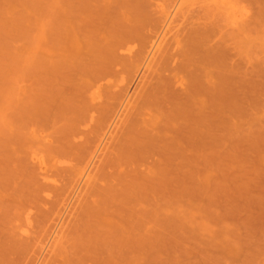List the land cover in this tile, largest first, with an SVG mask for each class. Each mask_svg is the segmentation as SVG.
I'll list each match as a JSON object with an SVG mask.
<instances>
[{
	"label": "rangeland",
	"instance_id": "1",
	"mask_svg": "<svg viewBox=\"0 0 264 264\" xmlns=\"http://www.w3.org/2000/svg\"><path fill=\"white\" fill-rule=\"evenodd\" d=\"M51 1H52V3H51ZM58 1L60 4L58 3ZM58 1L57 0H0V165H1L0 166V184H2V185H0V198H1L0 201L3 199V201H1L2 203L0 202V250L3 249L4 251L7 252V253L3 252V250L1 251L0 262H2V261L4 262V260H5L6 263L8 261V264H9V261H10V264L11 263L12 264H62V263L68 264V261H66V258H67V260L71 261L73 256L76 255V259L74 256V260H73V263H74L78 260V257L82 253L84 257H82V255H81V257H79L80 264H95V263L103 264V261H104V264H106L108 262H109V264H111V263L112 264H264V0H198V1L197 0H186V1L185 0H176V1L175 0H150V1L149 0H147V1H145V0H138V1L137 0H128L127 2H126V0H121L122 1V2L120 1L121 3L119 2V0H113V3H112V0H108V2L102 1V0L101 1L99 0V2H96V0L95 1L93 0V2L95 4L98 5L100 3L99 5L105 9V11H102V9L100 8V10H101V12H100V10L97 8L94 11L97 12V10H99L97 14H99V13L101 14L103 12L102 14L103 15L106 14L107 15L106 17H108V18L111 16L110 14H112V16H113L114 14H116V12L114 13V11H116L118 9L120 10V8L122 7L123 9L118 11L121 14L120 18H118L119 13H117L118 17L116 18V17H114L115 16L114 15L113 19H115V18L119 19V21L117 20L118 22L115 21L116 26L117 27H119L118 25L125 26L124 27L125 29L121 26L124 29V31L127 30L128 27H131V28L133 27L132 24L134 22H133V20L131 21V17L129 18L128 16H129V13L131 14L133 11L135 12V14H137L138 10H136V7H135V10L134 9L132 10V12L130 10V9L134 8V5H136V6L140 5L137 2H139V3L143 2L142 4L148 5V6L147 5L142 6V7H145V8H142L143 10L140 9L143 12L142 11H141V13L138 12L139 17L141 16L140 17L141 19L139 17H136L141 22H139L137 20L136 24H135V26H136L137 23L139 22V24H138L139 26H140V23L143 25L144 23L142 22V19L144 22L148 21V22H146L147 24H145V26L148 25L149 27L143 26V27H145V31H144L145 33L148 32V34H150L151 31L155 32V28L157 26H159V28L161 29V28L165 27V25L167 26V23L169 22L170 19L173 22L176 19L175 21L178 23V25L173 24V22H172L173 25L171 23H169V26H167V27H169V30H170V24H171V28L175 25V27L172 28L173 31L170 30L171 31L170 33H172V32L175 33L176 31H178L180 29L177 26L180 27V24L182 25L185 22L183 24V27L187 26L188 29L192 28L190 37L193 35H194V37H196V36L198 37V38L197 37L194 38V39H197V41H198V42H196V40H195L196 44H194L195 42H194V39L192 38V41L194 42L193 44L194 45H197V44L201 45L202 44L204 46L203 47L201 45V48L202 47L204 48V50H203V48L201 49L203 51L202 54L200 52L201 50L200 51L198 50V48H199L198 46H195L198 48L193 47L199 51L197 53L198 55L196 57L197 62H200L199 59L201 61L203 60V58H204L203 54L206 53L204 51H207L206 56L209 55L208 53H210V54L213 53L210 55V57L217 53V55H219V56L216 58L221 59L219 62L225 63L224 65H220L221 63L218 62L219 63L218 66L220 65V67L216 66L217 65L216 64L214 67L211 68L209 66L210 68H208V66L206 64H207V62H209V60H211V58L209 57L210 59L209 58H207L209 60L205 59L206 64L203 65V66H207V68H205V67H203V68L210 69L209 70L210 72H211V70L215 71V72L212 71L211 73H213V75L215 74L214 76L217 77L218 81L221 80V78H222L221 81L216 82V79H215L216 77L214 78L213 75L209 72L210 73L208 75V76H210L209 78L211 79V75L213 77L211 80V83L214 84V82H212L213 80L216 82V84L213 86V87H215L214 90H217L218 88H220L221 93L220 92L219 93L223 97L222 98L223 101L220 100L221 98L218 99V101L219 102L221 101L222 103L224 102L223 106H221L222 105L221 104V105H219L220 107L218 108V109H220V111H218V112H222V113H220V116H219L221 121L220 122L218 121V123L220 125H217V126H219V128L217 127L218 129L214 130V132L216 134H217L216 131L219 130L218 131L219 135L217 134L218 137H216L218 139V141H216L217 148L215 150H217V151L220 150V151L219 152L215 151L218 153L217 157H215V158H217L216 161L214 162L215 159L213 160L214 156H216V154H213L214 149L213 150L209 149L212 147V145H211V147H209L207 145L209 148H206L207 146L206 147L204 146L203 149H202L203 146L201 145L202 147L200 146L201 150H199V151H197L198 150L197 145H196L197 149L195 148V146H193L194 148H192V145L197 144L196 142H198V140H203V142H205L206 144H209V145L213 144L215 141V140L212 141V139L215 136L213 138L209 137L212 133V132L209 133L210 132L209 130H211L210 129L211 128L210 123L212 121H210V119H208V118L205 119L204 116H206V115H204L203 119H202V117L199 118V119L203 120V121H201L202 125L201 124H199V126L196 125L200 121L195 119L197 121V122L195 121L196 124H193V125L191 124V126H193V127L198 126L199 128H202L201 130L199 129L200 130L199 131L195 127V129H197L195 131L198 134H200V132L203 131L202 133L204 134V136L202 134V137H206V136H208V137L205 138V140H204V139L200 138L201 136L198 137V135H197V137L199 139L196 141L195 136H194V139L196 141L195 144H190V141H193V140L192 139L189 140V144H190V147L192 149L191 148L189 149V146L188 147L183 146V144L181 142H184V141L180 142L177 140L179 138H176L175 144L179 142L183 147L187 148V149H185V151H183V154H181L182 152L180 153V150L183 147H181V146L178 147L179 145L176 144V147H174V148L178 147L179 154H181V156L179 155L180 157L177 155L178 151L175 153H174V151L169 152L170 149L168 150V148L171 147L170 145L172 143L169 144L171 142L169 140L170 142L168 143L169 144L168 145L167 139H166L167 142L165 141L166 143H164L165 139L163 140V137L165 135L162 137V139H161V137L158 136L159 141L163 140L162 143L166 144V147L168 145V148H166V149L168 150V152L170 154L173 153V156L175 159L172 160L173 157H171V162L173 161L172 162L173 164L171 162L166 163L169 159V156H172V155H169V156L166 155V157L168 156L166 162H164L165 160L162 161L158 157L163 164L159 160L156 161V158L154 157L155 161L157 163L159 161L160 163H158V165L159 164L164 165V167L166 164H167L166 167L170 164L171 166H169V167H171L172 170H171V168L168 167L166 169L164 168V170L162 171L159 168V167H161L159 165L158 168H156V169H160V170L157 171V170H155V167H154L155 165L153 166V164H155V163H153L152 164V168L154 167L153 171L149 170L150 173L148 171L145 172V170H143V169H145L146 167H149L148 169H152L149 165L146 166V164H148L150 161H154V158L152 157V155H151V157L153 158V160L150 157V152H148V156H147L150 158H148V160H146V161L144 160L145 162L149 161L148 163H144V165L146 167L142 166L143 163H142V165L140 164L144 168H141L140 169L141 171L140 170L139 171L141 173L144 171V173H142V174L140 173L138 175V173L135 172V170H137L136 169L137 167L134 164V163H136L135 160L134 161L132 160L134 162V163L132 162V164H134L135 166L130 165V166H127L128 168L125 169V171H127V169H129V167H131V166L136 167V168H133L135 170H133L131 168L132 169L131 172L127 171L128 174H131V178L137 173L136 174L137 176L135 175V178L137 177V179H136L137 181L135 180L136 181L135 183L134 182L129 183L126 179L129 176L125 177L126 174H125L124 170L121 169V167L120 168L118 167V165L120 166V163L123 161V160L121 161V159H120V162H118L119 160H117V162L115 161L113 163H110V165L107 167L105 166V168H102L101 165H98V167H101V168H99L100 170L96 169L99 172H98V174H95V173H97V171H95V173H93L95 175H92V177H93V179L95 177V180H96V176H98V178H101L103 180L102 181L100 179L101 182L97 181L98 186L103 190H97L95 188H93L94 190L90 189L92 187L90 186L89 181L92 182V177L88 181L89 184H87V183L84 184L88 180L86 178V175H85V180L86 179L87 180L85 182L82 181V180H84V176H82V178H83L82 180L79 179L81 177V174H84V173H82L84 171V170L82 171V169H83L82 167H84L83 160H82L83 163H81L80 159H79L80 160L79 161V160H76L74 157L73 158L74 160L72 161L70 154H72L73 151L70 153L66 152V154L70 155L69 156L70 159L66 158V156L64 157V155H66V154H65V151L63 150V147H62V150L64 151V153H62V154H64V155L60 156L61 153L59 155L57 154L58 150H60V149H57V147L59 145V141L62 140L61 137H64L63 134L66 132V130H67V132L70 131L67 128L69 126L70 127L72 126V125H70L73 123L72 121L75 118H77L79 115H81L84 107L87 106V108H88V105L90 104V100L92 98L91 93L93 94L95 92L94 90H96V89H90L89 88L90 86L88 87V82H90V80L88 81V75H90L91 73L88 74L87 71H90V69H92V67H93V70H95L94 64L98 63L100 61L99 58H101V55L99 53L100 51H102V53L104 54L105 50H107V51L109 50L111 45L103 47V48H105L104 50L100 49L101 45H102L101 42L103 40L105 41L106 36L109 35L108 30L113 26L114 21H113L112 16H111V18H109V19H111V23H107L106 21L108 20V18L107 19L105 18L106 20H103V21L106 22L107 24L104 23L105 24L104 25L103 23H99L100 25L96 24L97 25L96 26L95 23H93L94 18L95 19H97V18L98 19L99 18L104 19L105 16H101L102 14L100 16H98L96 14V12L94 13V11L93 12L91 11L92 9L91 10L89 9V7L92 5H93V7H91V8H95V4H93L92 0H89V2L92 3L91 5L89 3H87L88 5H86L85 1H87V0H78V1L77 0H67V1L62 0L63 2L61 0H58ZM73 1H75V3ZM80 1H81V3L83 1L84 2L82 4H79L78 2H80ZM117 1L120 3L121 6L119 5V3H117ZM123 1H125V3ZM172 1H174V2H172ZM196 1H197V3H199L198 6H196L197 5ZM53 2H55V3H53ZM103 2H105V4L107 2V4L105 5ZM109 2H111L113 6L111 5V3L109 4ZM170 2H172V3H170ZM101 3H103V4H101ZM116 3H117L119 8L117 7L118 9L116 8L114 10V5ZM179 3H182V5ZM173 5L174 6L176 5V6L174 7ZM179 5H180L181 9L178 8ZM71 6H73V8H69ZM82 6L84 7L85 10L82 9L83 8ZM106 7L108 9H106ZM111 7H113L112 10H111ZM152 7H154V8H152ZM53 8H55V9H53ZM80 8L82 9V11H81L82 14L80 13L81 15L79 14ZM109 8H110V11H108ZM176 8H178V9L176 10ZM186 8H188V9L185 11ZM106 10L110 13L109 14L110 16H108V13L106 12ZM144 11H146V12H144ZM150 11L152 13L154 12V14H152ZM177 11H178V14L180 13L181 16L177 14ZM239 11H241V12H239ZM49 12L51 13V16H49L50 15ZM90 12H91V14H90ZM70 13H72V14H70ZM88 13L92 17H93L92 13L95 16L96 15L97 16L93 17V19H92V17H90V15ZM167 13L168 14L171 13L172 15L174 13H176L175 18H173L174 20L169 16L170 18H167V21H166V17H168ZM188 13H190V15ZM191 13H193V14H191ZM53 15L55 17H57L58 21H56L57 19H55V17ZM123 15H124V17H123ZM143 15L146 19L143 17ZM155 15H157V17ZM45 16H47V17H45ZM125 16H127V17H125ZM197 16H201V17H197ZM233 16H235V17H233ZM52 17H54V18H52ZM68 17L71 19V21H69L70 19ZM74 17H75V19H74ZM155 17H156V19H155ZM163 17H164V19H163ZM202 17H203V19H201ZM230 17H231V19H230ZM159 18L163 22H161L159 20ZM198 18H199V20H198ZM205 18H207V19L205 20ZM235 18H236V21H235ZM59 19L61 21H59ZM73 19H74V21H73ZM88 19L91 22L90 24H88L89 22H85L86 20L88 21ZM132 19H133V17H132ZM180 19H183V20H180ZM50 20H52V21L55 20L56 23L52 22ZM77 20H78V22H77ZM126 20H128V21L126 22ZM129 20L132 22L131 24L130 23L127 24L129 22ZM240 20L242 21V23ZM43 21H45V22H43ZM49 21L52 25L53 24H55V25H53V26L51 25L49 27V29L52 32L48 29L49 32L47 33L45 31H47L46 29L50 25ZM99 21L103 22L101 20H99ZM109 21L110 20H108V22ZM165 21H166V23H164ZM189 21H191V22H189ZM59 22H60V24H59ZM74 22H76V23H74ZM120 22L121 23L124 22L125 25H124V23L118 24ZM156 22H158V24H156ZM176 22H174V23H176ZM207 22H209V23H207ZM115 23H114V27H116ZM186 23H188V25ZM56 24L58 27L61 26L63 30L65 28L66 29L68 28V29L67 30L65 29L64 31L61 30V27H60V29H58ZM63 24H64V26H62ZM69 24H71V25H69ZM102 24L105 27L104 31L107 29L104 32V34L102 33L103 28H104ZM110 24H112V25H110ZM126 24L129 26H126ZM192 24H194V25H192ZM204 24H209V25H206L207 26V28H206V26H204ZM232 25H233V27H232ZM108 26H110V27H108ZM87 27L89 29H87ZM95 27H96V31H93L95 29ZM101 27H102V29H101ZM121 27H119V28H121ZM152 27H154L153 30H152ZM187 27H184V29H187ZM52 28H55L57 30L56 31H55V29L52 30ZM92 28H94V29L91 30ZM97 28H99V29L97 30ZM137 28H139V27H137ZM140 28L137 29L138 32H139ZM149 28H151V29L149 30ZM176 28H177V30H175ZM100 29H101V31H100ZM135 29H136V27H135ZM160 29H158V30H160ZM167 29H165V32ZM193 29H195V31H193ZM58 30L60 33L61 32L62 33L59 34ZM76 30H77V32H76ZM158 30H157V33L160 34L162 32V29L160 32ZM187 30H186V32L189 31V30L188 31ZM53 31H55V35H54ZM65 31H67V33H64ZM90 31H91V33L88 34V32H90ZM98 31H100V32H98ZM124 31H122V32H124ZM128 31H129V29H128ZM192 31L194 33H192ZM204 31H206V32H204ZM212 31H214V32H212ZM43 32H44V35H43ZM70 32H71V34H70ZM110 32H112V30ZM119 32H121V31H119ZM141 32H143V31H141ZM196 32H199V33H197L198 35H196ZM72 33H73V35H75V37L77 39H74L75 37H73ZM92 33H97V34L99 33V35L92 34ZM115 33L113 34V36L115 35ZM157 33L155 32L156 35H157ZM170 33H168V35H170L169 37L171 39L172 38L171 36L173 35V33L172 34H170ZM176 33L182 34V31L180 32V30H179V32H176ZM189 33H190V31H189ZM204 33H206V34H204ZM49 34H52L51 37L49 36ZM58 34H59V36H58ZM91 34L94 36H91ZM101 34H103V35H101ZM119 34L123 35L124 33H119ZM139 34H141V33H139ZM146 34H145V36H146ZM177 34L175 36L176 38H177ZM215 34H217V35H215ZM60 35H62V36L60 37ZM168 35H167V39H165V40L170 41L168 38ZM185 35L186 34H184V36L179 35L181 37H184L181 39V40H183L182 41L183 43H184V39L186 38ZM188 35L189 34H187V36ZM88 36H91L92 38H90V39L92 41H94V43L90 42L91 44H89V46H91V48H93L92 50H94L92 53H91L92 50H90L91 49L90 47H87V49H86V47L84 48V46H88L86 41H90ZM95 36H97V37L95 38ZM103 36H105V37H103ZM69 37H70V39H69ZM102 37H103V39H101ZM148 37H150V36H148ZM152 37H150V38H152ZM175 37H173V39ZM215 37H218V38H216V41L214 39ZM61 38H63V39L61 40ZM67 38L69 39V42L66 41V40H68ZM71 38H73V39H71ZM94 38H95V40H94ZM99 38L102 40L101 42H100ZM118 38H120V37H118ZM87 39H89V40H87ZM107 39H108V37H107ZM114 39H115V37H114ZM175 39H174V41H175ZM74 40H76V43L78 44V46H77V44H74V42H75ZM96 40H98V41L96 42ZM141 40H139V41H141ZM143 40H145V39H143ZM172 40L170 41V43H172ZM187 40L191 41L190 38ZM187 40L185 39V41H187ZM106 41L108 42V40H106ZM106 41L104 43L107 44ZM221 41H222V43H221ZM95 42L99 43V45H97ZM175 42H173V43L176 44ZM210 42L214 43V44H211ZM68 43L69 44L71 43V44L69 45ZM54 44L56 46H54ZM72 44H73V46L71 47ZM108 44H109V42H108ZM127 44L128 43L126 42V46L129 45V44L128 45ZM134 44H136V43L134 42ZM138 44L141 46V43H138ZM168 44H169V42H168ZM187 44L189 45V41ZM187 44L185 46H183L181 44L184 48V49H182L180 47L182 52L186 51L185 47L188 46ZM209 44H211V46ZM216 44H219L221 46L216 45ZM74 45H75V47H74ZM92 45H94V47ZM131 45L133 47L132 43H131ZM181 45L178 44L177 47L181 46ZM171 46L173 48L177 49L176 51H178L179 47L176 48V46L174 47L173 44H170L168 47H171ZM213 46H214V48H213ZM97 47L99 48L98 50L94 49ZM168 47H167V49H169L168 50V53H169V51L172 50L173 48L171 47L172 48L171 49ZM188 47H186V48H188ZM210 47L213 48L214 50H216L215 54H214L213 49L211 51H209L211 49ZM55 48H57V49H55ZM64 48H66V49H64ZM73 48L76 49V51ZM134 48H136V50L139 49L136 46ZM134 48H133V51L136 54H138V52ZM190 48H192V45ZM84 49H85V51L87 50L86 52L88 54L84 51ZM206 49H208V50H206ZM70 50H71V52H69V54H68V51H70ZM128 50H129V48L126 51H128ZM141 50L144 51L143 49H141ZM141 50H140V53L138 55L144 53V52L141 53ZM187 50L189 52L186 51L182 54L184 56H186L185 53L188 52L187 55H189V57H187V60H188V58L190 60H195L197 50L196 51L192 50L195 53V56L193 55V52H191V49L189 50V48H188ZM120 51H121V53H119ZM130 51H131V47H130ZM176 51L174 52V49H173V51H170V52H174L175 54L178 55V57L182 56V58H184L183 55L181 54L180 49H179L180 53H178ZM72 52H74L75 57L77 56L76 58L73 56ZM119 52H118V54H120V55L122 54V56H125L123 54V53H125L123 48H121L119 50ZM129 52H127L128 55H129ZM89 53H91V55ZM174 53H172V54H174ZM189 53L192 54L191 57L194 56L192 59H191ZM92 54L94 55V58L92 57L93 56ZM97 54L99 55V57H97ZM144 54H143V56L145 57ZM231 54H232V56H231ZM109 56L110 55H108L107 57H109ZM141 56H137L136 58L134 57V59H136V63L139 60V59L137 60V58H140ZM168 56H169V54L166 57L168 58ZM201 56H203V57H201ZM79 57H80V59H79ZM212 57H215V56H212ZM74 58L76 61H79V60L80 61L75 62ZM102 58L104 59V57H102ZM182 58L180 57L179 59L178 58H176V59L178 61L181 59V63H182V61L187 62L190 64V67L192 66L191 64L193 63V61L190 63V60L186 61L185 58H184L185 60H183ZM216 58H214L215 61L214 60L211 61L213 63L209 62L208 65H210V63L212 65L215 64L214 62H217ZM106 59H108V58H106ZM142 59H141V62H143ZM176 59H174V60H176ZM129 60L132 62L131 59H129ZM129 60H128V62L125 61L127 63L126 65L124 64L126 67L122 66L123 67L122 70L119 68V65H118L119 69L115 67L117 70H120V71H119V75H117V76L115 75L116 77H114V79L112 78V80H114L113 82H112V80H110V76L107 79L111 82H108V80L105 78L106 82H103V83H106V84L103 86H106L107 83H109L111 86H114V87L109 86V88L111 87L110 88L111 90L109 92L107 90L108 93L105 92L104 95L107 94L106 96L101 95V93H99V92H98L99 94L97 95L96 94L97 90H96L95 94L97 96L95 99L98 98V100H99V98H100V99H102V101H100V100L99 101L98 100L93 101V99H92V102H93L92 107L95 108V106H96V108H97V109H95V112L100 111V110H98V106L101 107L103 105V100L105 101L106 104H105V106L103 105L102 107H105L106 109L109 110L111 106L112 107L116 106V107H118L117 110H119V108H121V107L119 106L120 103L117 99H121L120 101L122 102V99L126 95L125 91H129L128 92L129 93L128 99H127L129 101H127L124 98L123 102L120 104L122 107L125 105L127 106V104H128V103H125L124 101L129 102V103H131V101L134 102L140 94H142V93L145 94L144 93L145 91L147 94V91H149L148 90L149 84L151 85V82L149 80L152 81V79H149L151 74L148 77L149 80H147V78L144 77L146 79V81H149L147 83L145 82L146 84H148V86H147L148 89H147V87L143 88L141 86L142 89H144V90L147 89V90L143 91V90H141V88L138 87L139 90L136 89V91L139 92L141 90L143 92H140V93L137 92L138 95L137 94L135 95V93H134L135 96H133V99L131 98V93H132L131 91H133L134 84L136 86L137 83H135V82L138 79V78H135V75L138 77L139 74H137V73L139 72V70L136 68L137 64L135 63L136 65L135 64L132 65L131 62H129ZM217 60H219V59H217ZM48 61H50V62H48ZM62 61H63L64 65L61 64ZM112 61L114 63L113 59H112ZM205 62L203 61V63L201 62V63H197V64H198V66H200V65L204 64ZM81 63L84 66V68L82 67V69H80L82 66ZM100 63H101V61H100ZM108 63H110L109 64V66H110L111 62L109 61ZM108 63L104 64V66L108 65ZM167 63L170 64V59H169V61L167 60ZM174 63L177 64L178 62L174 61ZM174 63L172 62V64H171L172 66H169V64H167V66L173 68ZM187 63H186V65H187ZM196 63H193L192 68L198 67V66H196L197 65ZM65 64H68V66ZM130 64L132 66H136L134 68L137 69L136 70L137 73L134 71L136 73V74L134 73V77L132 76L133 74L131 73L133 69L131 71L128 70V69H131V67H132V66H130ZM179 64L180 63H178V66L181 67L182 71L180 72L181 69H178V71L180 73L183 72V74H181V75H185V77H187L188 74L186 75V72L188 70L186 71V69H187L186 67L189 66V64L185 68L182 65L183 63L180 65ZM90 65H92V66L90 67ZM95 65H96V67H98L99 63L95 64ZM141 65H140V67H141ZM227 65H228V69H227ZM116 66H117V63H116ZM157 66H159V65H157ZM70 67H73V68H70ZM101 67H102V65L99 66V69L103 68V67L102 68ZM113 67L114 66L112 64V66L110 68L113 69ZM127 67H128V69H127ZM169 67H166V68H168L167 70H169ZM180 67H178V68H180ZM217 67H218V69H217ZM115 68L113 69L114 71H115ZM138 68H139V65H138ZM203 68H201V66L198 67L197 68L199 70L198 72H196L197 69L196 70L192 69L193 71L191 70V72L188 71L187 73H192V74H190L191 76L188 75L189 78L190 77L192 78L194 71H195V74L201 73L203 70L201 71L200 69H203ZM154 69H158V67L154 68ZM96 70H98V69H96ZM117 70H116V72H117ZM148 70H150V69H148ZM151 70L147 71L148 73L147 72L146 73L149 74V72H151L153 74L152 75V77H153L155 74L154 73L155 70H152L153 72ZM229 70H233L234 74H231L230 72H232V71H229ZM170 71L171 70H169L168 73ZM227 71H229V72H227ZM159 72H157V73H159ZM161 72L167 73L165 69L161 70ZM160 73H159V76H160ZM207 73L208 72L206 70V74ZM219 73H221V74H219ZM167 74H165V75L169 76V74L168 75ZM172 74H174V73H172ZM172 74H171V76H172ZM195 74H194L192 79L190 78V80L194 81V78L195 79L199 78L200 80L199 79L195 80V82L197 81L198 83H200V86L199 85H197V86L200 89V87L202 85V88L206 89L207 84H205V87H203L204 81H205V79L203 80V78H205V77H202L203 83L201 84L202 81H201L200 77L203 76V74L202 75L197 74L200 77H198ZM217 74L219 76L223 75V77H219ZM165 75H161V76H165ZM159 76L157 75V79H159ZM161 76H160V78H161ZM224 76H225V80H224ZM91 77H90V79H92V78L94 79V76L92 78ZM131 77L133 78L134 82L132 81ZM177 77L180 78L181 76L178 75ZM134 78L136 80H134ZM182 78H184V77H181L180 82H182V80H183ZM187 79H188V77L186 78V80L184 79L183 82L184 81L186 82ZM208 79H207V81H208ZM190 80H188V81L190 83H192ZM229 80L230 81L233 80V81H231L232 82L231 85H233V86L230 85L231 82H228L229 86H230L229 88L231 89V87H233V89L230 90V93L233 90L232 94H230L227 90L228 86L226 83ZM144 81L142 84H145ZM154 81H156V80H154ZM162 81H164V80H162ZM223 81H224V83H223ZM91 82H93V80ZM101 82L98 84L100 85ZM165 82L166 81H164V84H165ZM94 83H95V81H94ZM122 83H123V85L121 86L120 84H122ZM132 83H134V84L132 85ZM152 83H153V81H152ZM190 83H189V86H190ZM208 83H209V81H208ZM217 83L219 86L216 87ZM130 84L133 87H131ZM142 84H140V85H142ZM157 84H159V83H157ZM161 84H159V85L161 86ZM193 84H195V86H196V83H193ZM193 84H192V86H194ZM89 85H91L92 88L94 86L93 83H90ZM99 85L97 87H99ZM151 86L154 87L155 84L151 85ZM157 86L158 85H156V87ZM186 86H188V84ZM209 86H211V85H209ZM182 87H183V83H182ZM184 87L182 88V89H184L183 92H185ZM121 88H123V90H125V91L122 90V92H125V93L122 94L121 91H120L121 94L119 93L118 90H121ZM126 88H128V89L126 90ZM208 88L209 89H207V90H210L209 91L210 93H211V91H214V90H211L212 89L211 87H208ZM99 89H101V90H98V91H101L102 93L105 90V89H103V91H102V88H99ZM205 89H204V91H205ZM156 90H157V88H156ZM161 90L159 92L162 93L163 91H161ZM190 90H193V89H190ZM236 90H238V91H236ZM178 91L182 92L181 88H179ZM186 91H187V89H186ZM180 92L178 95H180ZM209 92L207 94H210ZM115 93H116V95H115ZM148 93H150V92H148ZM214 93H211V95H213L214 98L220 96L218 91H215ZM159 94L157 97L158 100H160L159 96H162ZM164 94L165 93L163 92V95ZM195 94L193 96H195V97L197 96V98H198L199 95H195ZM229 94L231 97L234 94L233 99L231 98L233 103L230 102L231 99L228 96ZM152 95L149 94V97L150 96L153 97ZM188 95L190 96L191 93ZM211 95H208L209 96V97H207L208 100H209ZM214 95H216V96H214ZM119 96H121V97H119ZM156 96H157V94H155V97ZM181 96H182V93H181ZM201 96L203 97V94ZM206 96L207 95H205V97ZM139 97H142V98H140V99L137 98V99H139V100L135 101L137 105L135 104L132 106V104H133V102H132V104H130L131 106H129V108H127L128 106L124 107L128 110V112L129 111L131 112L132 109L137 111L136 108H138L137 112H135V111H134L135 113L133 112L134 115H132V112L131 113L126 112L129 114L128 118L126 117L127 120L130 119L129 120L130 122L128 124H131V126L129 125L130 126L129 135L133 136L135 133L137 135L135 134L136 136L134 135L135 138L133 136L132 137L133 139L131 137H129L128 135L127 136L129 138L128 137L126 138V135L124 137L122 135V137H121L122 139L121 138L120 139L121 140L124 139V141H125V139H127V141H126L127 144L125 142L126 146L121 147L118 145V147L120 150L122 148H123V150H126L125 148L128 147L129 149L127 148L128 150L126 151V153L129 152L128 154H131V152H132V154H134L133 149H135V148L133 147L130 150L129 145H130V143L133 144V142L135 141L133 144V146L136 145L135 147L137 148V149H135V151L137 150L139 152V150H140V154L142 156L145 153L147 154V151H149V150L151 152L154 151L153 153H155L156 151L157 152L161 151V153L163 155V153L166 152L167 150L161 146L162 149L158 148L160 150V151H158V149L156 147H159V146H155V145H158L157 143L159 142L158 139L156 138L157 136L154 139H157L158 142L154 140L155 142H153V144H151V145H154L157 142L154 145L155 150L151 149V147H149L150 149L147 150L148 149L147 147L149 146V144H146L147 140H149L147 137L150 138V136L155 134V131H153V128L157 127V126L154 127L155 126L154 122L156 123V125L159 124L157 127V128H159L157 130L159 135H160V133H161V135H162V133L163 134L168 133V132L172 133L170 131H174V130H172L173 127H175L176 129H179V127L181 125L177 128L176 126H174V121H175V123L177 121V123L175 125H178V123H180V124H182V123H181V121H179V118H177V119L175 118L176 120L174 119L172 124H170V123L166 124L165 123L166 121L171 122L170 121L171 118L168 119V117L165 118V116H164V118L162 119L163 114L162 115L160 114V112H161L160 109H159L160 112H158L157 107L155 110V106H157V102L155 101L156 104H152V106H151V104H146L147 102L146 103L144 102L145 104L144 103L141 104L143 101L142 102H140V101L144 97H143V95H141ZM146 97L149 98L148 96H146ZM146 97L144 98V101H145ZM202 97H199L198 99H195V98L194 99L196 100L197 103L200 104V102L197 100L200 99V101H201ZM129 98H131L132 100ZM163 98H162V101L165 100V98H164V100H163ZM176 98H177V96H176ZM182 98L184 99V95L182 96ZM214 98L212 100H214ZM194 99H193V101L195 102ZM178 100H179V98H178ZM181 100L182 99L180 97V100L177 103H179ZM190 100H192V99L190 98ZM204 100L205 99L203 98V101H201V104H202V102H204ZM212 100H210L208 102L211 103ZM138 101L140 102V104ZM147 101H148V103L153 102V100L151 102H149V99ZM186 101H188V100H186ZM186 101H185L186 106L183 105V107L187 108ZM193 101H190V102H193ZM205 101H206V103H208L207 100H205ZM96 102H97V104H98V102H100V105L99 104L95 105ZM182 102L184 103V100H182L181 103ZM196 102L194 104L197 107H199L200 105L198 106V104H196ZM117 103H119V104H117ZM204 105L205 106H200L201 109L203 108L202 110H204V111L208 110L206 108L205 103H204ZM209 105L211 107V105H213V102H212V104H209ZM90 106H91V104H90ZM107 106H110V107L108 108ZM160 106L161 105H158L159 108H160ZM164 106L167 107L166 104ZM190 106H193V105L190 103ZM112 107L110 110L111 114L117 113V110L115 109V107H114V110H116V112L112 113L114 111V110L112 111V109H113ZM87 108L85 109V111L89 110V108L88 109ZM161 108H163V106H161ZM173 108H175V106L172 107V109ZM177 108H179V107H177ZM180 108H181V106H180ZM199 108H198V110H199ZM104 109L102 108V114H104L103 113ZM121 109H123V108H121ZM165 109L169 110L168 108H165ZM172 109H171V111H173ZM187 109H190V107ZM193 109L194 108L191 107V110H193ZM178 110H180V112H181L182 109H178ZM184 110L188 111L186 109H184ZM202 110H201V112H202ZM209 110H210L209 113H211L212 109H209ZM105 111H106V114L108 113V119H110V120L107 119L108 122L112 121L114 115H112L113 117L109 116L110 113L107 110H105ZM174 111L177 112V109H174ZM89 112H87V113L85 112L83 114L84 115H86V114L90 115L91 113H89ZM165 112L163 111V113H165ZM212 112H214V110ZM229 112H230V114H229ZM205 113H208V112L206 111V112H204V114ZM97 114L93 113V117L96 119V121H94V120H92V121H94L95 123L97 122L98 124H101V125H98L99 128L101 129V127L103 126L102 123H104V121L102 122L101 118L104 115L100 116L101 112L98 115ZM135 114H136V116H135ZM158 114H160V115H158ZM168 114H170V111ZM168 114H167V116H169ZM189 114L190 113H188V112H187L186 116H185V114H183L184 118L189 116L190 119H194L195 118L194 114H197V113L196 112L194 113V111H193V113L191 112V115H192L191 117H193V118H191ZM154 115H156V116H154ZM171 115H173V114H171ZM174 115L177 116L176 113ZM179 115L181 118V114H179ZM159 116L160 117L162 116L161 119L163 121L160 119ZM208 116L209 115H207L206 117H208ZM171 117H173V116H171ZM212 117L213 116H210L211 119H213ZM80 118L82 119L81 116H80ZM89 118L88 119L86 118V119L89 120ZM94 118H90V120L94 119ZM125 119H123V117H122V120H125ZM155 119L157 122L155 121ZM107 120L105 119V121H107ZM146 120L148 121V123ZM164 120H166V121L164 122ZM172 120H173V118H172ZM131 121H132V123H131ZM161 121L163 122V124ZM79 122L82 123L83 120L82 121L79 120ZM87 122H89V121H87ZM94 122H92L91 124L93 125ZM127 122L128 121H126L125 123H127ZM151 122L153 123L154 126L152 125ZM203 122L205 124H203ZM207 122L209 125H207ZM125 123L120 124V125L118 124L117 128H119L122 125L125 126ZM184 123L187 124L188 122L186 123V121H184ZM189 123H191V122H189ZM74 124H75V122H74ZM88 124H90V123H87L88 128H87V126H86V128L87 129H90V128L93 129L94 125H93V127H91L92 125H88ZM109 124H110V122L108 124H105V125L108 126ZM164 124H166V125H164ZM105 125L103 126L104 128H106ZM170 125H172V126H170ZM206 125H207V127L209 126L210 128L209 127L207 128ZM80 126L81 125H79V129L83 130L82 129V127L84 128L83 123H82L81 128H80ZM124 126H122V129H126V128H123ZM152 126H153V128H152ZM202 126L204 127V129ZM213 126H214V123H213ZM75 127L78 128V126H75ZM126 127H128V126H126ZM143 127H145V128H143ZM163 127H166L164 129H165V131H168V132H160V131H164L162 129ZM94 128L96 129V124H95ZM104 128H102V129L105 130ZM180 128H182V127H180ZM185 128H187V127H185ZM100 129H98V132L100 134L98 133L99 136L97 134V137L103 138L104 134L102 136H100V135L103 132H105L106 130L101 132L102 129L101 130ZM151 129H152L153 134L151 133ZM76 130H78V129H76ZM86 130L82 131L83 135L81 136V138H84V133H85L84 131H86ZM206 130H208V132H206ZM89 131L92 133L89 135V137L91 139H93L94 142H96L95 138H93L92 135L94 137L96 136V134L94 135L93 133H96L97 129H96V132L95 131L92 132V130H89ZM181 131L183 133V129ZM192 131H193V129H192ZM192 131L190 133H193ZM211 131H213V129ZM74 132H75V130H74ZM74 132L72 131V133H74ZM176 132L174 131V134ZM185 132L188 133V131H186V130H185ZM185 132L183 134H186ZM126 133L128 134V132H126ZM150 133L152 135H150ZM197 133H195V134H197ZM205 133H206V135H205ZM70 134L71 133H69V135ZM86 134H88L87 131H86ZM124 134H125V132H124ZM158 134H156V135H158ZM168 134H166L167 135L166 138L168 136L172 137L171 135L174 136L173 133L170 135H168ZM73 135L71 134L70 137L72 136L74 138L75 135L77 137H79L77 134H75L74 136ZM175 135L180 136L182 134L177 133ZM65 136H66V133H65ZM136 137H141V139L136 138ZM190 137H191V135H190ZM67 138H69V137H67ZM86 138L90 139V138H88V136H86ZM136 139H138L142 142L138 143L137 142L138 140H136ZM150 139L152 140V138H150ZM172 139H173V137H172ZM69 140H70V138H69ZM69 140H66V141L69 142ZM99 140H97V141H99ZM121 140H118V138H116L114 141H112V140L108 141V143L114 142L113 144L123 145L124 141L121 142ZM174 140H175V138H174ZM183 140H186V139L184 138ZM75 141L73 140V142H75ZM77 141L79 143L80 140H77ZM81 141H82V139H81ZM85 141H89V140H85ZM100 141H99V143H100ZM76 142L74 144H76ZM94 142L93 143L91 142V144L92 145L97 144ZM149 142H151V141H149ZM64 143H66V142H64ZM85 143L87 144V142H85ZM144 143H145L146 147L144 146ZM71 144H73V143H71ZM159 144H160V142H159ZM200 144H202V142ZM78 145L76 146V148L78 147ZM88 145H89V143H88ZM65 146L67 147V145H65ZM93 146L96 147V145H93ZM139 146H142V148ZM163 146H165V145H163ZM68 147L66 150H68ZM89 147H91V146H89ZM115 147L116 146L114 145L113 148H115ZM154 147L152 146V148H154ZM172 147H173V145H172ZM70 148L74 149L73 146ZM145 148H147V149L145 150ZM77 149H74V150L76 151ZM83 149L86 150L85 152H87V150H88L89 156H91L90 155V149H92V147L89 149L88 146L86 145V147H84ZM96 149H97V147H96ZM100 149L98 152L101 154ZM115 149H117V148H115ZM115 149H114V151H112L113 153L118 150L117 149L115 151ZM162 150L163 151L165 150V151L162 152ZM92 151L93 150H91V153H92ZM137 151H136V153H137ZM157 152L155 153V155L158 154ZM168 152H166V153H168ZM74 153L76 154L78 152H74ZM81 153H79V155ZM93 153H94V151H93ZM153 153H151V154H153ZM161 153H160V155H161ZM100 154L97 155V153H96L97 156H100ZM112 154L110 155L111 157H112ZM82 155H84V154H82ZM85 155H86V153H85ZM117 155L119 156V154H117ZM124 155L127 157V154H125V151H124V153H122L121 157L119 156L120 158L124 159V161L122 163L125 162ZM185 155H187V156H185ZM73 156L74 155H72V157ZM106 156L108 157L109 154L107 153ZM134 156L131 155V157L133 159L135 158ZM137 156H139V155L137 154L136 157ZM142 156L141 157L139 156V157L140 158L145 157V156H143V157ZM86 157L84 156L85 159H86ZM107 157H106V160H104L103 159L104 157H102L103 161H102V159L100 160V161H102L101 164L102 163L103 164H106V163L109 164L108 161L111 158L109 159ZM76 158L78 159L79 156ZM81 158L84 159L83 157H81ZM91 158H89V159L91 160ZM116 158H118V157L115 155V160H116ZM176 158H177V160H176ZM89 159L87 157L86 160H89ZM94 159L92 160L91 163H93ZM99 159L100 158L98 157L97 159H95V161L96 160L99 161ZM107 159H108V161H107ZM7 160H9V162H6ZM90 160L88 162H90ZM129 160H130V158H129ZM141 161H143V160H141ZM126 162H128V160ZM94 163H93L94 167L96 166L95 164H99V163H95V164ZM157 163H156V165H157ZM164 163H166V164H164ZM184 163L189 164V166L187 164L184 165ZM85 164H86V161H85ZM126 164H123V165H126ZM93 165L92 166L90 165L91 168L93 167ZM190 165H191V168H190ZM16 166H17V168H16ZM85 166H87V165H85ZM141 166H138V167H141ZM1 167H3V168H1ZM19 167L21 169H18ZM183 167H185V168H183ZM84 168L86 169V167H84ZM89 169H90V167H89ZM94 169H91V170H93V172H94ZM120 169L123 171L122 173L125 174V176H124V174H122L125 177V179H122L124 183L123 182L121 183L122 180L119 179L122 177L120 175L121 174L120 173L121 171H119ZM131 169H129V170H131ZM22 170H25V171L27 170V171L24 172V174L21 176V173H23ZM20 171H21V173H20ZM29 172H31L32 174ZM115 172L120 173V174L117 173L120 175L119 178L117 177L118 175L117 176L115 175L116 174ZM132 172L133 173L135 172V174L132 175ZM27 173L32 175L34 178H32V177L29 178L30 175ZM91 173H92V171H91ZM91 173H90V175H88V178H89V176H91ZM87 174H89V171H87ZM177 175L180 177V179ZM175 176H176V179H175ZM169 177H171L172 179ZM33 179H34V181H32ZM79 180H81V182H79ZM131 180L134 181L133 179H131ZM170 180H172V181L169 182ZM161 181L163 182V185H162ZM164 181H165V183H164ZM76 182L78 185V186L76 185L77 188L76 189L70 188V187H72L71 185L74 186ZM94 182H96V181H94ZM166 182H168L169 184ZM80 183L87 185L85 189L83 188L84 185H82L83 186L82 188L84 191L82 189H80L81 188ZM165 184H167V185H165ZM88 185L90 187H88ZM93 185L95 186V184H93ZM98 186H96V187H98ZM165 186H168L170 188L166 187L164 189L163 187H165ZM54 187H55V190L53 189ZM88 188H89V190H88ZM15 189H17V190H15ZM72 189L73 190L75 189L74 190L75 192L77 190L76 195H77V193H79V191H81L82 194L80 196H82V198L85 197L87 194L86 198L80 199V196L78 195L79 197H78V199H76L74 197L75 192L73 193ZM120 192H121V195H120ZM70 193H72V195H70ZM167 193H168V195H167ZM180 193H181V195H180ZM70 196H73V199H71L72 197L70 198ZM79 199H80V202L77 201ZM103 200H104V202H103ZM31 201H32V203H31ZM72 201L73 202L75 201V203L78 202L77 205L75 204L76 206H73L74 203ZM132 203H133V205H132ZM67 204H69V205H67ZM163 204H166V205H163ZM50 205H52V206H50ZM66 208H67V210H66ZM48 209L51 211L50 213H49ZM57 209L59 211L62 209L60 211L61 213L57 212L58 211ZM45 210L48 211V214H50V215L45 213ZM52 213H53L52 219H54L53 220L54 222L52 221V219L50 220ZM140 213H142V214H140ZM56 214H57V216H59V218L61 219V221L63 223L66 222V224L65 223L62 224L64 227L62 225H60L61 221H59V218L56 216ZM138 214H139V216H138ZM40 215H42L43 217H41ZM61 215H63L64 218L63 217L61 218L60 217ZM136 215L138 216V218H136ZM38 217L39 218L41 217V218L38 219ZM48 217H50V218L48 219ZM66 217H67V220L65 219ZM133 217L135 219H133ZM141 217H142V223H144V226L140 223ZM56 218H57L56 221H57L58 225H60V227L61 226L63 227V228L61 227L62 228L61 231L58 230V229H60L59 227H56L58 225H55V223H56L55 219ZM69 218H71V219H69ZM130 218L133 219V222L131 220V224L129 222ZM41 219H42V221H41ZM146 220H147V222H146ZM33 221H35V223ZM40 221H41V223H40ZM31 222H32V224H31ZM51 222L54 223V226L56 227V232L59 233V231H60L61 233H63L62 231L64 230V234H66V236L63 235L64 236L63 241L65 240L64 243L66 242V244H67V245L65 244L67 246V248H66L67 253L65 251V245H64V248H62L63 241L61 239V235H60L61 233L59 234V236H56V235L54 236L55 231L52 232V230L51 231L49 230V228L52 229V227H54ZM48 223H50L48 226H51L49 228H47ZM128 223L130 226H128ZM136 223H137V225H136ZM30 224H31V227L29 226ZM28 226H29V228H31L30 230H29ZM68 226H70V227L68 228ZM132 226H133V228H132ZM36 227H37V231L39 228L41 229V230H39L40 234L42 233L41 236L38 234L39 231L38 232L36 231ZM55 227H54V229H55ZM66 227L68 229H66ZM122 227H123V231L121 229ZM129 227L132 228V230L128 234V232L130 230ZM141 227H142V230H141ZM71 228H73V230ZM125 228L127 229V231H125L126 230ZM144 228H145V230H144ZM44 229L46 231L45 235L48 239H46L44 233L42 232V230L44 231ZM46 229L49 232H52L51 236L53 239L56 237L55 238L56 241H57V238L60 237L58 239V242L57 243L55 242L56 243L55 246H53L54 248L57 246V249L52 248V250H56L55 253L58 252L57 251L58 247H61L64 250V253H62L63 250L61 248H59V250H62L61 252L59 251L60 256H58L59 253H57V255H56L54 253V251H51L52 253L49 254V251H48L47 256H48V258H50V260L52 259V261H48L49 259L46 258L47 257L46 251L48 248L44 250V247H46V245L48 243L53 242V239L51 238V236L50 237H49V235L47 236V230ZM76 229H77L76 234H78L77 238L75 237L76 234L74 235V232L76 231ZM137 229L140 232L138 231V232L134 233V231H136ZM71 230L74 232H70ZM120 230H121L122 234L119 232ZM124 231H125V233L127 232V234H125ZM36 232L40 238L37 236V234L34 235ZM81 233H84V236L83 235L81 236ZM149 233H151V234H149ZM67 234H68V237H67ZM27 235H29V237ZM73 236L75 237V240H74L75 247L73 246L75 249H72V245H71V249L74 250L73 252H71V249H69L70 248L69 242H70V244L73 243V241H72L74 239ZM78 236H79V240H78ZM26 237H28L29 242H28V239ZM69 237H73V238H70V240H67ZM123 237L127 240H125ZM131 237L133 238V241H132ZM33 238L36 241L35 240L33 241ZM83 238H86V239H83ZM49 239H50V241H49ZM60 239H61V241H60ZM25 240L27 242H24ZM21 241L23 244H21ZM46 241H48V243ZM126 241L129 244H127ZM131 241H132V243H131ZM39 242L43 245L42 246L43 248L40 246ZM9 244H12V245L8 246ZM27 244H29V245L27 246ZM30 244H31V247H30ZM89 244H90V246H89ZM37 245H39V246H37ZM12 246H13V248H12ZM24 246H26L27 248L26 247L24 248ZM99 246H100V248H99ZM5 247H6V249H5ZM15 247H16V249H15ZM47 247H50V245ZM79 247H80V249H78ZM95 247H97V248L95 249ZM7 248L9 250L11 248V251L7 250ZM18 248H19V251H18ZM86 248H88V249H86ZM28 249H30V250H28ZM68 249L70 251H68ZM83 249H84V251H83ZM12 250H14L13 251L14 253L12 252ZM42 250H44V252H42ZM37 251H39L40 254ZM68 252H71V254L74 253V255L70 256V258H68V256L70 255V253H69V255L67 256ZM75 252L77 254H75ZM85 252L87 253L86 255H85ZM3 253H4V255H3ZM37 253L39 254V256ZM61 253L63 256L61 255ZM53 254H54L55 258L53 256ZM12 255H13V257H12ZM20 255H21V257L22 256L24 257V258L23 257L21 258L22 259L21 261H19ZM97 256L99 258H97ZM64 257H65V261H64ZM86 257H88V258H86ZM59 259L61 262L59 261ZM12 260H13V262H12ZM106 260H107V262H106ZM16 261H18V263ZM81 261H84V263ZM3 262L0 264H5V262L4 263ZM69 264H70V262H69ZM71 264H72V262H71ZM74 264H76V263H74ZM77 264H79V263L77 262Z\"/></svg>",
	"mask_w": 264,
	"mask_h": 264
},
{
	"label": "bare ground",
	"instance_id": "2",
	"mask_svg": "<svg viewBox=\"0 0 264 264\" xmlns=\"http://www.w3.org/2000/svg\"><path fill=\"white\" fill-rule=\"evenodd\" d=\"M57 1H58V0H57ZM61 1H62V0H61ZM66 1H67V0H66ZM77 1H78V0H77ZM94 1H95V0H94ZM100 1H101V0H100ZM102 1H107V2H108V0H102ZM120 1H121V0H119V2H120ZM127 1H128V0H126V2H127ZM137 1H138V0H137ZM145 1H147V0H145ZM149 1H150V0H149ZM175 1H176V0H175ZM185 1H186V0H185ZM197 1H198V0H197ZM197 1H196V3H197ZM62 2H63V1H62ZM64 2H65V1H64ZM69 2H70V1H69ZM73 2L75 3V1H73ZM83 2H84V1H83ZM83 2H82V3H83ZM85 2H86V5H88L87 3H89L90 5L92 4L91 2H89V0H87V1H85ZM92 2H93V0H92ZM96 2H99V0H96ZM107 2H106V4H107ZM119 2L117 1V3H119ZM121 2H122V1H121ZM121 2H120V3H121ZM123 2L125 3V1H123ZM172 2H174V1H172ZM172 2H170V3H172ZM178 2H179V1H178ZM51 3H52V1H51ZM53 3H55V2H53ZM58 3H59V1H58ZM78 3H79V4H82L81 1L78 2ZM103 3L105 4V2H103ZM103 3H101V4H103ZM110 3H111V2H109V4H110ZM112 3H113V0H112ZM112 3H111V5H112ZM117 3L114 5V10L118 7ZM120 3H119V5H120ZM128 3H129V2H128ZM131 3H132V2H131ZM137 3L140 4V5H137V6L134 5V8H132V9L129 8V9L131 10V12H132L133 9L135 10V7H136V10H138V12L141 13V11L143 10L142 8H145V7H142V6H143V5H147V4H142L143 2H142V3L137 2ZM157 3H158V2H157ZM168 3H169V2H168ZM59 4H60V3H59ZM62 4H63V3H62ZM62 4H61V5H62ZM93 4H95V3L93 2ZM99 4H100V3H99ZM99 4H98V5L95 4V8H91V7H93V5H92V6L89 7V9H90V10L92 9V10H91L92 12H93L94 10H96L97 8H98L99 10H100V8H101L102 11H105V9L102 8ZM106 4H105V5H106ZM126 4H127V3H126ZM141 4H142V5H141ZM174 4H175V3H174ZM179 4L182 5V3H179ZM184 4H185V3H184ZM64 5H65V4H64ZM105 5H104V6H105ZM116 5H117V6H116ZM124 5H125V4H124ZM124 5H123V6H124ZM154 5H155V4H154ZM166 5H167V4H166ZM170 5H171V4H170ZM170 5H169V6H170ZM198 5H199V3H197L196 6H198ZM50 6H51V5H50ZM97 6H98V7H97ZM104 6H103V7H104ZM112 6H113V5H112ZM115 6H116V7H115ZM120 6H121V5H120ZM140 6H141V7H140ZM147 6H148V5H147ZM167 6H168V5H167ZM173 6H174V5H173ZM175 6H176V5H175ZM175 6H174V7H175ZM82 7H83V6H82ZM154 7H155V6H154ZM154 7H152V8H154ZM186 7H187V6H186ZM193 7H194V6H193ZM59 8H60V7H59ZM62 8H63V7H62ZM64 8H65V7H64ZM69 8H73V6H71V7H69ZM118 8H119V7H118ZM118 8H117V9H118ZM137 8H138V9H137ZM150 8H151V7H150ZM156 8H157V7H156ZM178 8L181 9V8H180V5L178 6ZM178 8H176V10H177ZM188 8H189V7H188ZM188 8H186L185 11H186ZM194 8H195V7H194ZM199 8H200V7H199ZM202 8H203V7H202ZM202 8H201V9H202ZM46 9H47V8H46ZM53 9H55V8H53ZM82 9L85 10L84 7H83ZM82 9L80 8V12H79V14L81 13ZM106 9H108V8L106 7ZM112 9H113V7H111V10H112ZM121 9H123V8L121 7L120 10H121ZM140 9H142V10H140ZM168 9H169V8H168ZM168 9H167V10H168ZM174 9H175V8H174ZM190 9H191V8H190ZM61 10H62V9H61ZM76 10H77V9H76ZM99 10H97V12L94 11V13L96 12V14H97ZM120 10L118 9V10L114 11V13L116 12V14H114L115 16H114V15H113V16L117 18V17H118V16H117V13H119V14H118V15H119L118 18H120L121 14H120V12H118V11H120ZM53 11H54V10H53ZM69 11H70V10H69ZM108 11H110V8H109ZM108 11L106 10V12L108 13V16H110V15L112 16V14H110ZM169 11H170V10H169ZM200 11H201V10H200ZM45 12H46V11H45ZM51 12H52V11H51ZM60 12H61V11H60ZM76 12H77V11H76ZM100 12H101V10H100ZM112 12H113V11H112ZM129 12H130V11H129ZM133 12H134V11H133ZM133 12L131 13L133 16H132L130 13H129V16H128L129 18L131 17V21L133 20V22H134V23L132 24V26H133L132 28H133V29H132L131 27H128V28L126 27L127 30L124 31V29H125L124 27H125V26H123V25H118L119 27L122 26L124 29H123L122 27H121V28L117 27L115 21L118 22L119 19H116V18L113 19L114 17L112 16V19H113V21H114L116 27H114V23H113V26L109 29L110 31L112 30V32H110V31L108 30L109 35L106 36L105 41L108 40L109 44H108L107 41H106V42H107V44H106V43H104V42H105L104 40H103L104 42L101 40V39H103V37H105V36H103L101 39L99 38V39H100V42H101V41L103 42V43L101 42L102 45L100 44V45H101V48H100V49H103V50H104L105 48H103V47H105V46H110V45H111V46H110V48H109L108 51H107V50L104 51V54L102 53V51L99 52L100 55H101V58H99L100 61H101V63H100V61H99L98 63H99V66L102 65L103 68L101 67L102 69H99V66L97 65L98 67H96V65H95V64H98V63H95V64H94V69H95V70H93V67H92V69H90V71H87L88 74L91 73L90 75H88V81L90 80V82H88V87L90 86V87H89L90 89H96V90H97V93H96V90H94L95 92H94L93 94L91 93L92 98H91V100H90V104H91V106H90V104L88 105L89 110H88V111H85V109L87 108V106L84 107V109L82 110L81 115H79L77 118H75V119H74L75 121L73 120V121H72L73 123L70 124V125H72V126L74 125L73 127H74L75 129H74L72 126H71V127L69 126L67 129H69L70 131L68 130L69 132H67V130H66V132H65V133H66V136H65V133H64V134H63L64 137H61L62 140L60 139L61 141H59V145H58L59 148L57 147V149H60V150H58L59 153L57 152L58 155L61 153L60 156H61V155L63 156L64 154H62V153H64V151H65V154H66V152H67V153H70V152L73 151L72 154H70L71 156H70L69 154H66V155H64V157L66 156V158H68V159H70V157H71V160H72V161L74 160L73 158L75 157L76 160H79V159H80L81 161H80V160H79V161H80L81 163L84 162L83 164H84V167H86V169H85L84 167H82V168H83L82 171L84 170L82 173H84V174H81V177H80L79 179L82 180V179H83L82 176H84V180H82V181L85 182V181L88 179L85 183H84V182H83V183H84V184H86V183L89 184V182H90V186L92 187V188H90V189L95 188V189H97V190H103V189H101V188L98 186V184H97V181H100V182H101L102 179H101V178H98V176H96V180H95V177H94V179H93L92 175L98 174L99 171H97L96 169L100 170L99 168H101V167H102V168H105V166L107 167V166L110 165V163H113V162H115V161L117 162V160H119L118 162H120V159H121V161H122V160L124 161L123 158H120L121 155H122V153H124V151H125V154H127V157L124 155L125 162L122 163V162H123V161H122V162H121L122 164L120 163V166L118 165V167H119V168L121 167V169L124 170L126 176H125L124 173H122L123 171H122L121 169L119 170V171H121V172H120L121 174H120L119 172H117V173H119V174L122 176L121 178H119L120 175L117 174V173L115 172V173H116L115 175H116V176L118 175L117 177H118L119 179H121V180H122V179H125V177L129 176V177L126 178L127 181H128L129 183H130V182H131V183H132V182L135 183V182L137 181V180H136L137 177L135 178V175H136L137 173H138V175L141 173V172H140V171H141L140 169H141V168H144V167H146V166H148V165L152 168V164H153V163H155V164H153V166L155 165L154 167H155V170H157V171H159L160 169L163 171L164 168H165V169L168 168V167L171 166V165L169 164V165L166 167V165H167L166 163H170V162H171V157H173L172 160L175 159L174 156H173V153L170 154L169 152H172V151H174V153L177 152V151L179 150L178 147H180V146H181V147H183V146L188 147V146H189V149H190V148H191V147H190V144H195V142L199 139L198 137L201 136L200 138H201V139H204V140H205V138L208 137V136H206V137H202V134H203L202 132H203V131H201L200 134H198V133L195 131V130H197V129H198V130H199V129H200V130L202 129V128H199L198 126H199V124H201V121H203L202 119H203V116H204V115H206V116L209 115L208 117H206V116H204V117H205V119L208 118V119H210V121H212L211 123L209 122L211 128H210L209 126H208V127H209L211 130L213 129V131L209 130V131H210L209 133L212 132L211 135H210L209 137H212V138H213V137L215 136V137L212 139V141L215 140L214 143H213L214 145H213V144H210V145H209V144H206L205 142H203V140H198L199 143L196 142L197 144L192 145V148H194L193 146H195V148L197 149V146H198V150H197V151H199V150H201L200 148H201L202 146H203V147H202V149H203L204 146L206 147V146L208 145L209 147H211V145H212L211 148H209L208 146H207L206 148H209V149H212V150L214 149V150H213V151H214L213 154H216V156H214V158H213V160L215 159L214 162H215L216 159H217V158H215V157H217V154H218L217 152L220 151V150H219V151L215 150V149L217 148V146H216V145H217L216 141H218V139H217L216 137H218V135H219V133H218L219 130L216 131L218 135L214 132V130H216V129L219 128V126H217V125H220V124L218 123V121H219V122L221 121L219 116H220V113H222V112H218V111H220V109H218V108L220 107L219 105H221V104H222L221 106H223V103H224V102H223V103L221 102V101H223V100H222L223 97H222L221 94H220V93H221V92H220V88H218L217 90H214L215 87H213V86L216 84V82L218 81L217 77L214 76L215 74L213 75V73H211V72L214 71V70H211V72H210V71H209L210 69H205V68H207V66H208V68H210V67L212 68V67H214L216 64H217L216 66H218L219 63H221L220 65H224L225 63H223V62H219L221 59H220V58H216V57H218L219 55H217V53L215 52L216 50L213 49L214 46H213V48L210 47L211 49H210L209 51H211V50L213 49V50H214V54H215V53H216V54H215V55H212V56H215V57H212V56L210 57V55L213 54V53H211V54L208 53L209 55H207V56H208V57H207V56H206L207 51H204V52H206V53L203 54V56H204L203 60L201 61V60L198 58L200 62H197V58H196L197 55H198L197 53H198V52H199L204 46L201 44V45L203 46V47L201 48V45H200V44H199L200 46H199L198 44H197V45H194V44H196V42H198L197 39H194V38L197 37L196 35H198L197 33H199V32H196V35H195L196 37H194V35L190 37V34H191V30H192V28H189V29H188L187 26H184V27H187V29L190 31V33H189V31H188L187 29H184L183 24H184L185 22H184L182 25L180 24V27L177 26L178 28H180V29H179L180 32L182 31V34H181V33H178V34H177L176 32H179V30L176 31V32H175V33L177 34V38H176V37H175L176 34L172 32L173 35L171 36L172 38L170 39V37H169L170 35H168V33H170L171 31H173L172 28L175 27V25H174V26L171 28V24H172V22H173L171 19H170L169 22L167 23V26H169V23H171V24H170V30H171V31L169 30V27H167V26L164 24L165 27H163L164 25L162 26L163 28H161V29H162V32H161L160 34L157 33V30L160 29L159 26H157V27L155 28V32L157 33L158 36H157V35L155 34V32H153V31H151V33H152V32H153V33H152V34L150 33V34H151V35H150V34H148V32H146L147 34L144 32V31H145V27L148 26V25L145 26V24H147L146 22H148V21L145 20L146 18L144 17V15H143V17L145 18L144 20H145L146 22H144L143 19H142V22H143L144 24L142 25V24L140 23V26H139L138 24H139V22H141V21H139L138 18H136V17H139V14H138V12H137V14H135V12H134V13H133ZM142 12H143V11H142ZM144 12H146V11H144ZM150 12H151V11H150ZM156 12H157V11H156ZM162 12H163V11H162ZM173 12H174V11H173ZM173 12H172V13H173ZM183 12H184V11H183ZM239 12H241V11H239ZM49 13H50V12H49ZM68 13H69V12H68ZM102 13H103V12H102ZM102 13H101V14H102ZM121 13H122V12H121ZM151 13H152V12H151ZM151 13H150V14H151ZM70 14H72V13H70ZM73 14H74V13H73ZM81 14H82V13H81ZM81 14H80V15H81ZM88 14H89V13H88ZM90 14H91V12H90ZM90 14H89V15H90ZM101 14L99 13V14H97V15L100 16ZM104 14H105V13H104ZM109 14H110V15H109ZM152 14H154V12H153ZM167 14H168V13H167ZM169 14H170V15H169ZM169 14H168V17H166V21H167V18H170V17H171L172 19L175 18L176 13H174L173 15H172L171 13H169ZM177 14H178V11H177ZM182 14H183V13H182ZM184 14H185V13H184ZM188 14L190 15V13H188ZM191 14H193V13H191ZM199 14H200V13H199ZM204 14H205V13H204ZM60 15H61V14H60ZM92 15H93V17H96V16H97V15L95 16L93 13H92ZM159 15H160V14H159ZM178 15H180V13H179ZM178 15H177V16H178ZM205 15H206V14H205ZM205 15H204V16H205ZM242 15H243V14H242ZM49 16H51V13H50ZM53 16H54V15H53ZM66 16H67V15H66ZM78 16H79V15H78ZM101 16H105L104 19H103V18H102V19H100V18H99V19H98V18L95 19V18H94V20H93L94 22H93V23H95V25H96V24H99V23H103V24H104V23H105V24H107V23H111V19H109V18H111V16H110L109 18L106 17V16H107L106 14H105V15L102 14ZM145 16H146V15H145ZM155 16L157 17V15H155ZM163 16H164V15H163ZM169 16H170V17H169ZM180 16H181V15H180ZM186 16H187V15H186ZM201 16H202V15H201ZM201 16H197V17H201ZM45 17H47V16H45ZM54 17H55V16H54ZM54 17H52V18H54ZM58 17H59V16H58ZM69 17H70V16H69ZM69 17H68V18H69ZM90 17H92V16L90 15ZM93 17H92V19H93ZM123 17H124V15H123ZM125 17H127V16H125ZM132 17H133V19H132ZM140 17H141V16H140ZM140 17H139V18H140ZM153 17H154V16H153ZM156 17H155V19H156ZM158 17H159V16H158ZM233 17H235V16H233ZM240 17H241V16H240ZM248 17H249V16H248ZM52 18H51V19H52ZM68 18H67V19H68ZM79 18H80V17H79ZM79 18H78V19H79ZM88 18H89V17H88ZM105 18H106V19L108 18V20H110V21L108 22V20H107V21H106L107 23L104 22L103 20H106ZM147 18H148V17H147ZM176 18H177V17H176ZM185 18H186V17H185ZM188 18H189V17H188ZM193 18H194V17H193ZM193 18H192V19H193ZM238 18H239V17H238ZM47 19H48V18H47ZM55 19H57V17H55ZM69 19H70V18H69ZM74 19H75V17H74ZM74 19H73V21H74ZM76 19H77V18H76ZM125 19H126V18H125ZM140 19H141V18H140ZM155 19H154V20H155ZM157 19H158V18H157ZM163 19H164V17H163ZM201 19H203V17H202ZM206 19H207V18H205V20H206ZM230 19H231V17H230ZM240 19H241V18H240ZM48 20H49V19H48ZM99 20H101V21H103V22H100ZM117 20H118V21H117ZM123 20H124V19H123ZM137 20H138L139 22H138L137 25L135 26ZM159 20H160V18H159ZM159 20H158V21H159ZM173 20H174V19H173ZM175 20H176V19H175ZM175 20H174V22H176ZM177 20H178V19H177ZM180 20H183V19H180ZM196 20H197V19H196ZM198 20H199V18H198ZM46 21H47V20H46ZM50 21H52V20H50ZM50 21H49V23H50ZM56 21H58V19H57ZM59 21H61V20L59 19ZM69 21H71V19H70ZM75 21H76V20H75ZM95 21H96V22H95ZM113 21H112V22H113ZM127 21H128V20H126V22H127ZM131 21L129 20V22H128L127 24H129V23L131 24V23H132ZM160 21H161V20H160ZM160 21H159V22H160ZM166 21H165L164 23H166ZM235 21H236V18H235ZM235 21H234V22H235ZM240 21H241V20H240ZM43 22H45V21H43ZM52 22H55V20L52 21ZM77 22H78V20H77ZM82 22H83V21H82ZM85 22H89L88 24L91 23L89 19H88V21L86 20ZM121 22H122V21H121ZM121 22L118 23V24H123V23H124V22H123V23H121ZM151 22H152V21H151ZM154 22H155V21H154ZM161 22H163V21H161ZM161 22H160V23H161ZM174 22H173V24H177V25H178L177 22H176V23H174ZM189 22H191V21H189ZM196 22H197V21H196ZM229 22H230V21H229ZM55 23H56V22H55ZM57 23H58V22H57ZM74 23H76V22H74ZM80 23H81V22H80ZM152 23H153V22H152ZM192 23H193V22H192ZM207 23H209V22H207ZM210 23H211V22H210ZM241 23H242V21H241ZM59 24H60V22H59ZM59 24H58V25H59ZM71 24H72V23H71ZM71 24H69V25H71ZM103 24H102V25H103ZM105 24H104V25H105ZM127 24H126V26H129V25H127ZM156 24H158V22H156ZM173 24H172V25H173ZM186 24L188 25V23H186ZM186 24H185V25H186ZM197 24H198V23H197ZM197 24H196V25H197ZM229 24H230V23H229ZM233 24H234V23H233ZM47 25H48V24H47ZM51 25H52V24L50 23V25H49L48 28L46 29L47 31H45V32H47V33L49 32L48 29H49V27H50ZM53 25H55V24H53ZM53 25H52V26H53ZM76 25H77V24H76ZM78 25H79V24H78ZM85 25H86V24H85ZM95 25H94V26H95ZM99 25H100V24H99ZM104 25H103V27H104ZM110 25H112V24H110ZM124 25H125V23H124ZM159 25H160V24H159ZM192 25H194V24H192ZM196 25H195V26H196ZM198 25H199V24H198ZM202 25H203V24H202ZM206 25H209V24H204V26H206ZM230 25H231V24H230ZM237 25H238V24H237ZM56 26H57V24H56ZM62 26H64V24H63ZM67 26H68V25H67ZM83 26H84V25H83ZM89 26H90V25H89ZM89 26H88V27H89ZM96 26H97V25H96ZM141 26H142V27L145 26V27L142 28ZM150 26H151V25H150ZM152 26H153V25H152ZM181 26H182V27H181ZM46 27H47V26H46ZM46 27H45V28H46ZM57 27H58V26H57ZM60 27H61V26H59L58 29H60ZM71 27H72V26H71ZM81 27H82V26H81ZM88 27H87V29L90 28V27H89V28H88ZM108 27H110V26H108ZM135 27H136V29H135ZM137 27H139V28L141 27L140 30H139V32L137 31V29H139V28H137ZM148 27H149V26H148ZM191 27H192V26H191ZM209 27H210V26H209ZM232 27H233V25H232ZM73 28H74V27H73ZM115 28H116V29H115ZM164 28H165V29L168 28V29L166 30V32H165V29H164ZM182 28H183L185 31H184ZM206 28H207V26H206ZM54 29H55V28H52V30H54ZM65 29H66V28H65ZM65 29H64V30H65ZM67 29H68V28H67ZM67 29H66V30H67ZM74 29H75V28H74ZM93 29H94V28H92L91 30H93ZM98 29H99V28H97V30H98ZM101 29H102V27H101ZM101 29H100V31H101ZM104 29H105V27L103 28V32H102L103 34H104V32L107 30V29H106V30L104 31ZM114 29H115V30H114ZM117 29H118V30H117ZM120 29H121V30H120ZM128 29H129V31H128ZM134 29H135V30H134ZM150 29H151V28H149V30H150ZM153 29H154V27H152V30H153ZM156 29H157V30H156ZM161 29L158 30V31L160 32ZM202 29H203V28H202ZM209 29H210V28H209ZM209 29H208V30H209ZM214 29H215V28H214ZM49 30H50V29H49ZM56 30H57V29H55V31H56ZM61 30H63L62 27H61ZM61 30H60V31H61ZM64 30H63V31H64ZM113 30H114V31H113ZM147 30H148V29H147ZM175 30H177V28H176ZM175 30H174V31H175ZM186 30H187L188 32H186ZM43 31H44V30H43ZM50 31H51V30H50ZM55 31H53V32H54V35H55ZM93 31H96V27H95V29H94ZM100 31H98V32H100ZM119 31H121V32H119ZM122 31H124V32H122ZM141 31H143V32H141ZM163 31H164V32H163ZM193 31H195V29H193ZM193 31H192V33H194ZM199 31H200V30H199ZM51 32H52V31H51ZM58 32H59V30H58ZM76 32H77V30H76ZM85 32H86V31H85ZM115 32H116V33H115ZM126 32H127V33H126ZM204 32H206V31H204ZM212 32H214V31H212ZM61 33H62V32H61ZM61 33L59 32V34H61ZM64 33H67V31H65ZM73 33H74V32H73ZM73 33H72V35H73ZM90 33H91V31L88 32V34H90ZM110 33H111L112 35H111ZM114 33H115V35L113 36ZM119 33H124V34L122 35V34H119ZM139 33H141V34H139ZM142 33H143V34H142ZM172 33H170V34H172ZM208 33H209V32H208ZM45 34H46V33H45ZM59 34H58V36H59ZM70 34H71V32H70ZM92 34L99 35V33H98V34H97V33H92ZM92 34H91V36H94V35H92ZM103 34H101V35H103ZM117 34H118V35H117ZM145 34H146V36H145ZM154 34H155V35H154ZM184 34H186V35H185V36H186V38H185L186 40L190 38L191 41H192V38H193V39H194V42H195V40H196V42L194 43L193 41L191 42L190 40L185 41V39H184V43H183V42H182L183 40H181V39L184 38V37H181V36H184ZM187 34H189V35L187 36ZM204 34H206V33H204ZM43 35H44V32H43ZM51 35H52V34H49L50 37H51ZM62 35H63V34H62ZM62 35H60V37H61ZM65 35H66V34H65ZM68 35H69V34H68ZM101 35H100V36H101ZM110 35H111L113 38H112ZM121 35H122V36H121ZM139 35H140V36H139ZM143 35H144V36H143ZM153 35H154L155 37H154ZM167 35H168V38H169L170 41L173 39V37H175L178 41L174 38L176 42H175L174 39H173V40H172V43H170V41L165 40V39H167ZM179 35H181V36H179ZM200 35H201V34H200ZM215 35H217V34H215ZM69 36H70V35H69ZM91 36H88L89 39L92 38ZM117 36L120 37V38H118ZM148 36H150V37L153 36V37L150 38V37H148ZM218 36H219V35H218ZM52 37H53V36H52ZM56 37H57V36H56ZM63 37H64V36H63ZM70 37H71V36H70ZM70 37H69V39H70ZM73 37H75V35H73ZM96 37H97V36H95V38H96ZM107 37H108V39H107ZM114 37H115L116 40L114 39ZM144 37H145V38H144ZM146 37H147V38H146ZM178 37H179V38H178ZM188 37H189V38H188ZM211 37H212V36H211ZM58 38H59V37H58ZM58 38H57V39H58ZM95 38H94V40H95ZM117 38H118V39H117ZM140 38H141V39L143 38V39H145V40H143V39L141 40ZM148 38H149V39H148ZM197 38H198V37H197ZM216 38H218V37H215V38H214L215 41H216ZM53 39H54V38H53ZM62 39H63V38H61V40H62ZM65 39H66V38H65ZM67 39H68V38H67ZM69 39L66 40V41L69 42ZM71 39H73V38H71ZM74 39H77V38L75 37ZM89 39H87V40H89ZM97 39H98V38H97ZM109 39H110V40H109ZM111 39H112V40H111ZM146 39H147V40H146ZM220 39H221V38H220ZM114 40H115V41H114ZM139 40H141V41H139ZM179 40H180L181 42H180ZM51 41H52V40H51ZM57 41H58V40H57ZM74 41H75L74 44H77V43H76V40H74ZM84 41H85V40H84ZM97 41H98V40H96V42H97ZM113 41H114V42H113ZM129 41H130V42H129ZM188 41H189V45L192 43V44H191V45H192V48H190L191 45L189 46V45L187 44ZM208 41H209V40H208ZM215 41H214V42H215ZM217 41H218V40H217ZM55 42H56V41H55ZM72 42H73V41H72ZM77 42H78V41H77ZM90 42H93V43H94V41H92V40L90 39V41H86V43L88 44V46H84V48H85V47H86V49H87V47H90V48H91V46H89V44H91ZM96 42H95V43H96ZM126 42H127L130 46H129L128 44H127L128 46H126ZM134 42H135L136 44H134ZM144 42H145V43H144ZM168 42H169V44H168ZM173 42H175L177 45H178V44H179V45L182 44L183 46H185V45L187 44L189 47H188V46H186V47H188L189 50L191 49V52H193L192 50L196 51L197 49H195V48H198V47H199V48H198L199 51H198V50L196 51V56H195V53L193 52V55L195 56V60H196V61H195V60H190L189 58H188V60H187V57H189V55H187V53L189 52V51L187 50L188 48L185 47V50L188 51V52L185 53L186 56H184L182 53H184V52H186V51L183 50L184 52H182L181 48L184 49L183 46H182V45H181V46H178V47H179V48H178L177 45L174 44ZM179 42H180V43H179ZM186 42H187V43H186ZM211 42H212V41H211ZM211 42H210V43H211ZM49 43H50V42H49ZM53 43H54V42H53ZM63 43H64V42H63ZM65 43H66V42H65ZM131 43L133 44V47H132ZM138 43H141V46H140ZM193 43H194V44H193ZM199 43H200V42H199ZM201 43H202V42H201ZM215 43H216V42H215ZM221 43H222V41H221ZM68 44H69V43H68ZM70 44H71V43H70ZM70 44H69V45H70ZM87 44H86V45H87ZM96 44L99 45V43H96ZM123 44H124V45H123ZM170 44H173L174 47L176 46V48H178V51H176L177 49H175V48H173V47L171 46V47L174 49V52L176 51V52L180 53V51H181V54L183 55V57L186 59V61H189V60H190V63H191L192 61H193V63H196V62H197V63H201V62L203 63V61L205 62L206 60H209L210 58H211V60H209V62H211V61L214 60V58H216V61H217V62H214L215 64H213V65L211 64V63H213V62H211L210 65H208L209 62H207V64H206V62H205L204 64H202V65L199 64V65L201 66V68L205 67V68H203V69H200L201 71H202V70H203V71H202V72L200 71L201 73H199L200 75L203 74V76H201V77L198 76L199 74H198V73H197L198 75L195 74V71H194V74L197 75L198 77H200V78H201V81H202V77H205V78H203V80L205 79V81H204V86H203V87H205V84H207V85H206V89H205V88H202V85H201V87H200V89H199V87H198L197 85L200 86V83H198L197 81L195 82V80H196V79H199V78H196V79L194 78V81H192V80H190L191 77L189 78V76H191L190 74H192V73H187L188 71L191 72L192 69H193V70H196V69H197L198 67H200V66H198V64L196 63V64H197L196 66H198V67H197V68H194V67L192 68L193 63L191 64L192 66L190 67V64L187 63V62H183V61H182V63H183V64H182V63H181V59L179 60V61H180V62H179L176 58L179 59L180 57L182 58V56L179 55L180 57H178V55L175 54L174 52H170V51H173V49H172L171 47H168ZM211 44H214V43H211ZM211 44H209V45L211 46ZM45 45H46V44H45ZM51 45H52V44H51ZM69 45H68V46H69ZM83 45H84V44H83ZM97 45H96V46H97ZM122 45H123V46H122ZM138 45H139L140 47H139ZM193 45H194V46H193ZM216 45H219V44H216ZM222 45H223V44H222ZM54 46H56V45L54 44ZM72 46H73V44L71 45V47H72ZM77 46H78V44H77ZM92 46L94 47V45H92ZM135 46L138 47L139 49L137 48L138 50H136V48H134ZM142 46H143V47H142ZM195 46H198V47H195ZM219 46H221V45H219ZM224 46H225V45H224ZM63 47H64V46H63ZM66 47H67V46H66ZM74 47H75V45H74ZM130 47H131V51H130ZM167 47L172 49V50L169 51V53H168V50H169V49H167ZM180 47H181V48H180ZM193 47H195V48H193ZM215 47H216V46H215ZM59 48H60V47H59ZM67 48H68V47H67ZM121 48L124 49V52L129 48V50L125 52L126 54L122 52L125 56H122V54H121V55L118 54V52H119V50H120ZM133 48L138 52V54L140 53V50L143 49L144 51L141 50V53L144 52L145 54H144V53H143V54L145 55V57L143 56V54H140V55L136 54V53L133 51ZM144 48H145V49H144ZM208 48H209V47H208ZM219 48H220V47H219ZM44 49H45V48H44ZM55 49H57V48H55ZM64 49H66V48H64ZM73 49H74V48H73ZM82 49H83V48H82ZM82 49H81V50H82ZM92 49H93V48H91L90 50H92ZM94 49H97V50H98L99 48L97 47V48H94ZM179 49H180V51H179ZM220 49H221V48H220ZM222 49H223V48H222ZM59 50H60V49H59ZM74 50L76 51V49H74ZM97 50H96V51H97ZM145 50H146V51H145ZM203 50H204V48H203ZM206 50H208V49H206ZM75 51H74V52H75ZM84 51H85V49H84ZM86 51H87V50H86ZM86 51H85V52H86ZM93 51H94V50H92L91 53H92ZM129 51H130L131 53H130ZM132 51H133V52H132ZM55 52H56V51H55ZM69 52H71V50L68 51V54H69ZM74 52H72V53H73V56L75 57ZM79 52H80V51H79ZM97 52H98V51H97ZM127 52H129V55L127 54ZM191 52H190V53H191ZM200 52H201V54L203 53L202 50H201ZM83 53H84V52H83ZM86 53H87V52H86ZM91 53H89V54L91 55ZM119 53H121V51H120ZM172 53H174V54H172ZM190 53H189V54H190ZM230 53H231V52H230ZM48 54H49V53H48ZM65 54H66V53H65ZM75 54H76V53H75ZM87 54H88V53H87ZM105 54H106V55L108 54V55H110V56L107 57L108 55L106 56ZM168 54H169V56H168V58H167L166 56H167ZM201 54H200V55H201ZM58 55H59V54H58ZM83 55H84V54H83ZM92 55H93V54H92ZM126 55H127V56H126ZM141 55H142L144 58H143ZM191 55H192V54H190V57H191ZM216 55H217V56H216ZM226 55H227V54H226ZM47 56H48V55H47ZM49 56H50V55H49ZM62 56H63V55H62ZM105 56H106V57H105ZM137 56H141L143 59H142L141 57H140V58L142 59L143 62H141V59H140V58H137V60H138V59H139V60H138V62L136 63V59H134V57L136 58ZM194 56H192L191 59H192ZM203 56H201V57H203ZM205 56H206V57H205ZM224 56H225V55H224ZM231 56H232V54H231ZM76 57H77V56H76ZM76 57H75V58H76ZM92 57L94 58V55H93ZM97 57H99L98 54H97ZM102 57H104V59H103ZM111 57H112V58H111ZM113 57H114V58H113ZM175 57H176V58H175ZM198 57H199V56H198ZM209 57H210V58H209ZM57 58H58V57H57ZM75 58H74V61H75V62H79V61H80V60H79V61H76ZM106 58H108V59H106ZM166 58H167V59H166ZM184 58H182V59L185 60ZM207 58H209V59H207ZM229 58H230V57H229ZM47 59H48V58H47ZM65 59H66V58H65ZM77 59H78V58H77ZM79 59H80V57H79ZM95 59H96V58H95ZM112 59L114 60V63H113ZM115 59H116V60H115ZM129 59H131L132 62H131ZM133 59H134V60H133ZM169 59H170V64L167 63V60L169 61ZM174 59H176V60H174ZM201 59H202V58H201ZM205 59H206V60H205ZM217 59H219V60H217ZM227 59H228V58H227ZM59 60H60V59H59ZM82 60H83V59H82ZM87 60H88V59H87ZM128 60H129V62H131L132 65H134L135 63L137 64V65L135 64L137 67H136V66H132V65L130 64V66H132L131 69H128V67H127V69H128L129 71H131V70L133 69L132 72H131V73L133 74V75H132L133 77H134V73H135V72L137 73L136 70H137V69L139 70V72L137 73V74H139L138 77L135 75V78H138V79H137L138 82H137V81L135 82V83H137L136 86H135L134 83H132V85L134 84V87L130 84L131 87H133V91H131V92H132V93H131V98L133 99V96H135V95L137 94L138 91H136V89L139 90V88H141V90H143V91L147 90V89H148V87H147L148 84H146V83L150 81V82H151V85H154V84H155V86L153 87V86H151V85L149 84V89H148L149 91H147V94H148V95L146 94V91H145V92H144L145 94L142 93V94H140L139 96L143 95V97L145 98L146 96L149 97V94H150V95L153 94V95H152L153 97H151V96H150L151 98H150V97H149V98L146 97V99H147V100L149 99V102H151V101L153 100L154 103H153V102H152V103H148V101H147L146 99H145V101H144V98H143V99H141V101H140V102L143 101L141 104H143L144 102H145V103L147 102L146 104H151V106H152V104H156V103H155V101H156V102H157V106L154 105V106H155V110H156V107H157V108H158V112H160V111L162 112V113L160 112L161 115L163 114V117L161 116L162 119L164 118V116H165V118L168 117V119L171 118V120H170L171 122H167V121H166L167 119L164 120V122L166 121V122H165L166 124H169V123L172 124V122L174 121L175 118H176V119L179 118V121H181V123H182V124L178 123V125H175V124L177 123V121H176V123H175V121H174V126H176V127L178 128V127L181 125L180 127H182V128L179 127V129H176L175 127H173L172 130H174L175 132L177 131L175 134H177V133L180 134V133H181L184 137H183L182 135H180V136H179V135H175V134H174V131H170V132H172V133L174 134V136L171 135V136L173 137V139H172V137H170V136H168V137L166 138V136H167L166 134H168L169 132H168V131H165L164 128H166L168 125H167L166 127H163V128H162L164 131H160V132H168V133H164V134L162 133V135H161V133L159 132V133H160V135H159V134H158V131H157V130L159 129V128H157L159 124L156 125V123L154 122V124H155V126H154L153 123L151 122L152 125H153L154 127H156V126H157V127H156V128H153V126H152L153 131H155V134L152 133V129H151V133H152L153 135L150 133V135H152V136H150V135H149V136H150V138H152L153 141H152L149 137H147L149 140L146 139V140H147L146 144H149V146L147 147L148 149L145 148V150H146V149L149 150V149H150L149 147H151V149H154V150H155L154 145L159 141L158 136L161 137V139H162V137L165 135V136L163 137V140L165 139V140H164V143H166V142L168 141V142H167V144H168V143L171 141L169 144L172 143L170 146L172 147V145H173V147H172V148H171V147L168 148V145H169V144H168L167 147H166V144L162 143L163 140L159 141L160 144H159V142H158V143H157L158 145H155V146H159V147H156L157 149H158V148H159V149H160V148L162 149V147H164L165 149L168 148V150L170 149L169 152H168V150L166 149V150H167L166 152H168L169 154L166 153V152H164L165 150H164V151L162 150V152H164L163 155H162L161 151L158 149V151H160V152H157V151H156V152H157L159 155H158V154L155 155L156 152L153 153V152H154L153 150H152L153 152H151V151L149 150V151H147V154L145 153L146 155L143 153V154H144L143 156H145V157H144L145 159H144V158H140V157L142 156V155L140 154V150H139V152L136 150V151H137V153H136V151H135V149H137V148L135 147L136 145L133 146V144H134L135 141L133 142V144L130 143V145H129V146H130V150H131V148H133V147L135 148V149H133V153H134V154H132V152H131V154H128L129 152L126 153V151L129 149L128 147L125 148L126 150H123V148H122L121 150H122L123 152L119 149L118 145L121 146V147L126 146V145H125V142L127 141V139H125V141H124V139L121 140V139H122V138H121L122 135H123V137L126 135V138H127L128 136L132 138V137L136 134V133H135L133 136H130V135H129V132H130L129 129H130L131 124H128V123L130 122V121H129L130 119L127 120V118H128V116H129L128 113H129L130 111L128 112V110H127L126 108H124V107H127V106H128L127 108H129V106H131L130 104H132V102H133V101H131L132 99L129 98V99H131V100H130L131 103L124 101L125 103H128L127 106H126L124 103H123V104H124L125 106L122 107V106L120 105V104L123 102L124 98H125L126 100L128 99V94H129L128 92H129V91H125V90H123V88H121V90H118V89H117V90L119 91V93H120V91L122 92V90L126 92V95L124 94L125 96H124V98L122 99V102L120 101L121 99H117V100L119 101V103H120V104H119V103H117V104H119V106H120L121 108H123V109L119 108V110H117L118 107L114 106L115 109L117 110V113H114V112H116V110H114V107H112V106H111V107L113 108L112 111L114 110L112 113H114V114H111V112H110L111 107H110V106H107L108 108L110 107L109 110L106 109L105 107H102L103 105L105 106V104H106L104 100H103V105L101 104V105H102L101 107L98 106V110H100V111H98V112L96 111V112H95V109H97L96 106H95V108L92 107V106H93L92 99H93V101H94V100H95V101L98 100V98H97V99H95V98H96V96H97L99 93H101V95H103V96H106L107 94L104 95L105 92L108 93V92L111 90L110 88H111V87H114V86H111L109 83H107L106 86H103V85L106 84V83H103V82H106V81H105V78L107 79V78H109V76H110V80H112V78L114 79V77H116L117 75H119V71H120V70H117V69H116V68H118V65H119V68L122 70L123 67H126L125 65L127 64L126 62H128ZM164 60H165V61H164ZM32 61H33V60H32ZM53 61H54V60H53ZM84 61H85V60H84ZM109 61L111 62V65H110V66H109L110 63H108ZM116 61H117V62H116ZM122 61H123V62H122ZM125 61H126V62H125ZM139 61H140V62H139ZM163 61H164V62H163ZM174 61H177L178 63L182 64L184 68L189 64V66L186 67V68H187L186 71H187V70H188V71H187V72L185 71V72H186V75H187V74L189 75V76L187 75L188 79H187L186 82H185V81L183 82V80H184V79L186 80L187 77H185V75H181V74H183V72L180 73V72L182 71V69H181L180 66H178V63L175 64ZM214 61H215V60H214ZM228 61H229V60H228ZM228 61H227V62H228ZM48 62H50V61H48ZM72 62H73V61H72ZM172 62L174 63V64H173V68H172V67H169V66H172V65H171ZM218 62H219V63H218ZM31 63H32V62H31ZM43 63H44V62H43ZM60 63H61V62H60ZM83 63H84V62H83ZM85 63H86V62H85ZM107 63H108V65H105V66H104V64H107ZM116 63H117V66H116ZM120 63H121V64H120ZM140 63H141L142 65H141ZM186 63H187V65H186ZM58 64H59V63H58ZM61 64H63V61H62ZM73 64H74V63H73ZM81 64H82V63H81ZM112 64H113V66H114L113 69L116 67V68H115V71H114L113 69L110 68V67L112 66ZM124 64H125V65H124ZM128 64H129V63H128ZM155 64H156V65H155ZM167 64H169V66H167ZM180 64H179V65H180ZM205 64H206L207 66H203V65H205ZM33 65H34V64H33ZM63 65H64V64H63ZM65 65L68 66V64H65ZM69 65H70V64H69ZM76 65H77V64H76ZM78 65H79V64H78ZM84 65H85V64H84ZM138 65H139V68H140V69L138 68ZM140 65H141V67H140ZM157 65H159V66H157ZM182 65H181V66H182ZM211 65H212V66H211ZM220 65H219L218 67H220ZM39 66H40V65H39ZM43 66H44V65H43ZM91 66H92V65H90V67H91ZM122 66H123V67H122ZM194 66H195V65H194ZM196 66H195V67H196ZM209 66H210V67H209ZM225 66H226V65H225ZM59 67H60V66H59ZM82 67L84 68L83 64H82V66H81L80 69H82ZM95 67H96V68H95ZM107 67H108V68H107ZM134 67H136L137 69H135ZM151 67H152V68H151ZM157 67H158V69H154V68H157ZM166 67H169V70H171L169 73H168L169 70H167L168 68H166ZM178 67H180V68H178ZM183 67H182V68H183ZM218 67H217V69H218ZM222 67H223V66H222ZM70 68H73V67H70ZM119 68H118V69H119ZM191 68H192V69H191ZM215 68H216V67H215ZM35 69H36V68H35ZM63 69H64V68H63ZM85 69H86V68H85ZM96 69H98V70H96ZM134 69H135V70H134ZM148 69H150V70H151V69H152V70H155L154 73H155L156 75L154 74V76L152 77L153 74H152L151 72H149V74H147V73H148L147 71H150V70H148ZM163 69L166 70V72L169 74V76H166V75H165V74H167V73L161 72V70H163ZM178 69H181L180 72L178 71ZM189 69H190V70H189ZM221 69H222V68H221ZM227 69H228V65H227ZM229 69H230V68H229ZM36 70H37V69H36ZM60 70H61V69H60ZM91 70H92V71H91ZM99 70H100V71H99ZM101 70H102V71H101ZM116 70H117V72H116ZM152 70H151V71H152ZM193 70H192V71H193ZM206 70H207V72H208L207 74H206ZM82 71H83V70H82ZM97 71H98V72H97ZM134 71H135V72H134ZM159 71H160L161 73H160ZM183 71H184V70H183ZM198 71H199V70L197 69L196 72H198ZM229 71H232V72H230V73H231V74H234L233 70H229ZM229 71H227V72H229ZM93 72H94V73H93ZM95 72H96V73H95ZM115 72H116L117 74H116ZM146 72H147V73H146ZM152 72H153V71H152ZM157 72L160 73V76H161V75H165V76H161V78H162V79H161L160 76H159V73H157ZM209 72L213 75L214 78L216 77V78H215V79H216V82H215L214 80L212 81V82H214V84L211 83V80H212V78H213L212 75H211V79L209 78L210 76H208V75L210 74ZM214 72H215V71H214ZM66 73H67V72H66ZM112 73H113V74H112ZM114 73H115V74H114ZM136 73H135V74H136ZM172 73H174V74H172ZM221 73H222V72H221ZM221 73H219V74H221ZM68 74H69V73H68ZM92 74H93V75H92ZM129 74H130V73H129ZM150 74H151V76H150ZM168 74H167V75H168ZM171 74H172V76H171ZM194 74H193V76H194ZM226 74H227V73H226ZM228 74H229V73H228ZM34 75H35V74H34ZM115 75H116V76H115ZM122 75H123V74H122ZM157 75L159 76V79H157ZM178 75L181 76V77H184V78H182V79H183L182 82H180V81H181V77H180V78L177 77ZM217 75H218V74H217ZM65 76H66V75H65ZM89 76H90V77H91V76H92V77L94 76V79H93L92 77H91L92 79H90ZM111 76H112V77H111ZM146 76H147V77H146ZM149 76H150L151 78H150ZM193 76H192V78H193ZM218 76H219V75H218ZM225 76H226V75H225ZM225 76H224V80H225ZM81 77H82V76H81ZM85 77H86V76H85ZM144 77L147 78V80L152 79L153 83H152L151 80L146 81V79H145ZM148 77H149V79H148ZM164 77H165V78H164ZM169 77H170V78H169ZM207 77H208L209 79H208ZM219 77H223V75H222V76H219ZM118 78H119V77H118ZM120 78H121V77H120ZM131 78H132V77H131ZM135 78H134V80H136ZM153 78H154V79H153ZM155 78H156V79H155ZM177 78H178V79H177ZM192 78H191V79H192ZM227 78H228V77H227ZM143 79H144L145 81H144ZM207 79H208L209 83H208ZM229 79H230V78H229ZM69 80H70V79H69ZM92 80H93V82H91ZM107 80H108V79H107ZM142 80L144 81V83H145V82H146V83H145V84H142V83H143ZM154 80H156V81H154ZM157 80H158V81H157ZM159 80H160V81H159ZM162 80L166 81L165 84H164V81H162ZM188 80H190L192 83H190ZM199 80H200V79H199ZM221 80H222V78H221ZM221 80H219V81H221ZM235 80H236V79H235ZM246 80H247V79H246ZM33 81H34V80H33ZM94 81H95V83H96L97 85L94 83ZM101 81H102V82H101ZM113 81H114V80H112V82H113ZM132 81H133V78H132ZM161 81H162V82H161ZM201 81H200V82H201ZM206 81H207V82H206ZM219 81H218V82H219ZM231 81H233V80H231ZM231 81L229 80V81H227V83L225 82V83L227 84V86H228L227 90H228L229 93H230V90L233 89V87H231V89L229 88L230 86H229V83H228V82H231ZM100 82H101V84L99 85L98 83H100ZM108 82H111V81L108 80ZM133 82H134V81H133ZM154 82H155V83H154ZM156 82L159 83V84L162 83V84H161L162 87H161L159 84H157ZM160 82H161V83H160ZM168 82H169V83H168ZM179 82H180V83H179ZM205 82H206V83H205ZM237 82H238V81H237ZM67 83H68V82H67ZM90 83H93V84H94L93 88H92V86H91L92 84L89 85ZM123 83H124V82H123ZM123 83L120 84V85L122 86ZM182 83H183V87L185 86V87H184V88H185V92H183L184 89H182V88H183V87H182ZM184 83H185V84H184ZM186 83L188 84V86H186V85H187ZM189 83H190V86H189ZM193 83H196V86H197L198 88H197V87L195 86V84H193ZM197 83H198V84H197ZM202 83H203V81L201 82V84H202ZM210 83H211V84H210ZM223 83H224V81H223ZM244 83H245V82H244ZM68 84H69V83H68ZM140 84H142V85H140ZM192 84H193L194 86H192ZM231 84H232V82L230 83V85H231ZM237 84H238V83H237ZM32 85H33V84H32ZM98 85H99V87H97ZM113 85H114V84H113ZM156 85H158V86L156 87ZM178 85H179V86H178ZM209 85H211V86H209ZM234 85H235V84H234ZM109 86H111V87L109 88ZM127 86H128V85H127ZM141 86H142L143 88H146V87H147V89L144 90V89H142ZM144 86H145V87H144ZM150 86H151V87H150ZM159 86H160V87H159ZM217 86H219L218 83H217L216 87H217ZM224 86H225V85H224ZM224 86H223V87H224ZM231 86H233V85H231ZM245 86H246V85H245ZM128 87H129V86H128ZM138 87H139V88H138ZM152 87H153V88H152ZM155 87L157 88V90H156ZM158 87H159V88H158ZM188 87H189V88H188ZM191 87H192V88H191ZM208 87H211V88H212L211 90H214V91H211V93H214L215 91H218V93L220 92V93H219L220 96H219V97H216L217 99L214 98L213 95H211V93L209 92L210 90H207V89H209ZM220 87H221V86H220ZM236 87H237V86H236ZM246 87H247V86H246ZM99 88H102V91H103V89H105V90L103 91V93H102L101 91H98V90H101V89H99ZM150 88H151V89H150ZM154 88H155V89H154ZM177 88H178V89L181 88V91H182V92L178 91ZM44 89H45V88H44ZM115 89H116V88H115ZM127 89H128V88H126V90H127ZM131 89H132V88H131ZM153 89H154V90H153ZM161 89H162V90H161ZM186 89H187V91H186ZM190 89H193V90H190ZM204 89H205L206 92L204 91ZM235 89H236V88H235ZM107 90H108V92H107ZM129 90H130V89H129ZM141 90H140L138 93L143 92V91H141ZM152 90H153V91H152ZM160 90L163 91L165 94L163 95V92H162V93L159 92ZM198 90H199V91H198ZM201 90H202V91H201ZM238 90H239V89H238ZM238 90H236V91H238ZM114 91H115V90H114ZM118 91H117V92H118ZM154 91H155V92H154ZM223 91H224V90H223ZM34 92H35V91H34ZM92 92H93V91H92ZM98 92H99V93H98ZM112 92H113V91H112ZM125 92H122V94L125 93ZM148 92H150V93H148ZM152 92H153V93H152ZM157 92H158V93H157ZM179 92H180V95H178ZM203 92H204L205 94H204ZM208 92H209L210 94H207ZM95 93H96L97 95H96ZM134 93H135V95H134ZM159 93H160V94H159ZM181 93H182V96L184 95V99L182 98ZM190 93H191L192 96H191V95H190V96L188 95V94H190ZM195 93H196V94H195ZM232 93H233V90H232V92H231L230 94H232ZM238 93H239V92H238ZM94 94H95V95H94ZM113 94H114V93H113ZM120 94H121V93H120ZM155 94H157L156 97H155ZM158 94H159V95H162V96H159V99H160V100H158V98H157V97H158ZM194 94H195V95H199L198 98H199V97H202L201 95L203 94V97L201 98V101H203V98H204V99L207 100V102H208V101H210V100H212V99L214 98V100H212L211 103L208 102L209 104H212V102H213V105H211V107H210V105H209L208 103H206L205 100H204V102H202V104H201L200 99L197 100V101L200 102V104L197 103L195 99H198V98H197V96H196V97L193 96ZM214 94H215V93H214ZM219 94H218V95H219ZM230 94H229L228 96L230 97V99H231V98L233 99V97H234L233 95H234V94L232 95V97L230 96ZM115 95H116V93H115ZM137 95H138V94H137ZM187 95H188V96H187ZM205 95H207V96L205 97ZM208 95H211V96H210L211 99L209 98V100H208V98H207V97H209ZM218 95H217V96H218ZM80 96H81V95H80ZM121 96H122V95H121ZM121 96H119V97H121ZM139 96H138L137 98H139V99L142 98V97H139ZM176 96H177V98H176ZM186 96H187V97H186ZM214 96H216V95H214ZM115 97H116V96H115ZM119 97H118V98H119ZM161 97H162V98H163V97L165 98V100H164V98H163V100H164L165 102L162 101V98H161ZM180 97H181L182 100H184V103H183V102L181 103L182 100H181L179 103H177V102L180 100ZM185 97H186L187 99H186ZM34 98H35V97H34ZM111 98H112V97H111ZM135 98H136V97H135ZM137 98H136V100H139V99H137ZM154 98H155V99H154ZM178 98H179V100H178ZM190 98H191L192 100H190ZM194 98H195V99H194ZM206 98H207V99H206ZM220 98H221V99H220ZM75 99H76V98H75ZM151 99H152V100H151ZM193 99L195 100L196 104H198V106H199V105H200V106H205V105H204V103H205V104H206V108H207L208 110H205V111H204V110H202L203 108L201 109L200 106H199L200 108L197 107V106L194 104L195 102L193 101ZM218 99H220L221 101L219 102ZM232 99H231L230 102H232ZM99 100L102 101V99H100V98H99ZM99 100H98V101H99ZM112 100H113V99H112ZM136 100H135V101H136ZM150 100H151V101H150ZM175 100H176V101H175ZM177 100H178V101H177ZM186 100H188V101H186ZM189 100H190V101H193V102H190ZM237 100H238V99H237ZM73 101H74V100H73ZM118 101H117V102H118ZM127 101H129V100H127ZM135 101L133 102L132 106L136 104ZM185 101H186V103H187V108L190 107V109H187L186 107H183V105H185ZM138 102H139V101H138ZM140 102H139V104H140ZM163 102H164V103H163ZM172 102H173V103H172ZM188 102H189V103H188ZM218 102H219V103H218ZM101 103H102V102H101ZM145 103H144V104H145ZM158 103H159V104H158ZM180 103H181V104H180ZM190 103H191L194 107H193V106H190ZM232 103H233V102H232ZM98 104L100 105V102H98ZM98 104H97V102H96L95 105H98ZM162 104H163V105H162ZM165 104L167 105V107L164 106ZM173 104H174V105H173ZM207 104H208V105H207ZM136 105H137V104H136ZM158 105L163 106L164 109H165V108H168L169 110H167V109L164 110L163 108H161V106H160V108H159ZM179 105L181 106V108H180ZM89 106H90V107H89ZM170 106H171V107H170ZM174 106H175V108L172 109V107H174ZM185 106H186V105H185ZM195 106H196V107H195ZM99 107H100V108H99ZM169 107H170L173 111H174V109H177V112H178V113L175 112L176 110H175L174 112L171 111V109H170ZM177 107H179V108H177ZM182 107H183L184 109L188 110V111H185ZM191 107L194 108V109L191 110ZM88 108H87V109H88ZM102 108H103V109L105 108V109L103 110V113H104V114H102ZM134 108H135V107H134ZM198 108H199V110H198ZM204 108H205V107H204ZM206 108H205V109H206ZM90 109H91V110H90ZM136 109H137V111H138V108H136ZM159 109H160V111H159ZM178 109H182L184 112H183L182 110H181V112H180V110H178ZM196 109H197L198 111H197ZM209 109H212V110H211V113H209V112H210ZM105 110H107V111L111 114V115L109 114V116L114 115V117L112 116V117H113L112 121H109V122H110V124L108 125L109 127L105 125V124H108V123H109L108 120H110V119H108V113L106 114V111H105ZM147 110H148V109H147ZM162 110H163L164 112H165V111H166V112L163 113ZM195 110H196V111H195ZM201 110H202V112H201ZM213 110H214V112H212ZM83 111H84V112H83ZM89 111H90V112H89ZM91 111H92V112H91ZM134 111L137 112L136 110H133V109H132V110H131L132 115H134V114H133ZM169 111H170V114H168ZM189 111H190V112H189ZM193 111H194V113H195V112L197 113V114H194V115H195V118H194V119H190L189 116L184 118V115H183V114H185V116H186V114H187V112H188V113H190L189 115H190V117H191V116H192V115H191V112L193 113ZM206 111H207L208 113H205V114H204V112H206ZM85 112H86V113L89 112V113H91V114H90V115H87V114L84 115L83 113H85ZM100 112H101L100 116H101V115H102V116L104 115V116L101 118V119H102V122L104 121V123H102V125H103V126L105 125L106 128H107L108 130H107L106 128H104L103 126L101 127V129L104 128L106 131L103 130V129L101 130V129L99 128L98 125H101V124H98L97 122H96V123L94 122V121H96V119L93 117V113H95V114L98 113V114H99ZM126 112H128V113H126ZM131 112H130V113H131ZM135 112H134V113H135ZM156 112H157V111H156ZM185 112H186V113H185ZM198 112H199V113L201 112V113L199 114ZM217 112H218V113H217ZM175 113H176L177 116L174 115ZM182 113H183V114H182ZM212 113H213V114H212ZM98 114H97V115H98ZM155 114H156V113H155ZM160 114H158V115H160ZM167 114H168L169 116H167ZM171 114H173V115H171ZM179 114H181V118H180V115H179ZM229 114H230V112H229ZM82 115H83V116H82ZM132 115H131V116H132ZM152 115H153V114H152ZM178 115H179V116H178ZM80 116L82 117V119L80 118ZM88 116H89V117L91 116L90 118H94V119H91V120H90V118H89ZM135 116H136V114H135ZM141 116H142V115H141ZM141 116H140V117H141ZM148 116H149V115H148ZM154 116H156V115H154ZM171 116H173V117H171ZM210 116H213V117H212L213 119H211ZM106 117H107V118H106ZM122 117H123V119H125L126 117H127V118H126L125 120H122ZM132 117H133V116H132ZM140 117H139V118H140ZM157 117H158V116H157ZM157 117H156V118H157ZM159 117H160V116H159ZM161 117H160V119H161ZM196 117H197L198 119H197ZM201 117H202V119H199V118H201ZM86 118H87V119L89 118V120H87ZM109 118H110V117H109ZM130 118H131V117H130ZM152 118H153V117H152ZM172 118H173V120H172ZM183 118H184L185 120H184ZM186 118H187V119H186ZM191 118H193V117H191ZM76 119H77V120H76ZM105 119H106V120L108 119V120L105 121ZM116 119H117V120H116ZM162 119H161V120H162ZM176 119H175V120H176ZM189 119H190L191 121H190ZM195 119L198 120V121H200V122L196 124L197 121H196ZM7 120H8V119H7ZM79 120H80V121L83 120L82 123H83V126H84V128H85V129H84V128L82 127L83 130H86V129L88 128L87 123H90V124H88V125H92L91 123L94 122L93 125H94V127H95V124H96L97 132H96V129H95V128L93 127V125H92L91 127H93V129L89 127L90 129H87V130H86L88 134H86V131H84V132H85V133H84V138H81V136L83 135V133H82L83 130L79 129V125L82 126V123L79 122ZM92 120H94V121H92ZM141 120H142V119H141ZM148 120H149V119H148ZM157 120H158V119H157ZM187 120H188V121H187ZM192 120H193V121H192ZM87 121H89V122H87ZM126 121H128V122L125 123ZM146 121H147V120H146ZM153 121H154V120H153ZM155 121H156V119H155ZM162 121H163V120H162ZM162 121H161V122H162ZM184 121H186V123L188 122L187 124H188L189 126H188L187 124H185ZM195 121H196V122H195ZM74 122H75L76 125L74 124ZM85 122H86V123H85ZM107 122H108V123H107ZM156 122H157V121H156ZM189 122H191V123H189ZM194 122H195V123H194ZM124 123H125V126H124V125H122V126H124L123 128H126V129H122V126H120L119 128H117V125H118V124L120 125V124H124ZM131 123H132V121H131ZM144 123H145V122H144ZM147 123H148V121H147ZM159 123H160V122H159ZM213 123H214V126H213ZM84 124H85V125H84ZM160 124H161V123H160ZM162 124H163V122H162ZM166 124H164V125H166ZM191 124H192V125H193V124H196V125H198V126H194V127H193V126H191ZM203 124H205V123L203 122ZM211 124H212V125H211ZM129 125H130V126H129ZM134 125H135V124H134ZM182 125H183V126H182ZM186 125H187V126H186ZM201 125H202V124H201ZM201 125H200V126H201ZM207 125H209L208 122H207ZM207 125H206V127H207ZM75 126H78V128H76ZM81 126H80V128H81ZM86 126H87V128H86ZM126 126H128V127H126ZM140 126H141V125H140ZM143 126H144V125H143ZM160 126H161V125H160ZM170 126H172V125H170ZM203 126H204V125H203ZM203 126H202V127H203ZM183 127H184V128H183ZM185 127H187V128H185ZM195 127H196L197 129H195ZM206 127H205V128H206ZM208 127H207V128H208ZM217 127H218V128H217ZM72 128H73V129H72ZM143 128H145V127H143ZM188 128H189L190 130H189ZM191 128L193 129V131H192ZM214 128H215V129H214ZM76 129H78V130H76ZM98 129H100L101 132L105 131V132H103V133L100 135V136H102V135L104 134L103 138H101V137L98 138V137H97V134L99 133V132H98ZM154 129H155V130H154ZM170 129H171V128H170ZM182 129H183V133L185 132V130L188 131V133L185 132L186 134H183L182 131H181ZM187 129H188V130H187ZM203 129H204V127H203ZM74 130H75V132H74ZM89 130H92V132H93V131L96 132V133H93L94 135L96 134L95 137L92 135V137L95 138V141H96V142H94V140L91 139V138L89 137V135L92 134ZM140 130H141V129H140ZM142 130H143V129H142ZM200 130H199V131H200ZM72 131H73L74 133H72ZM79 131H80L81 133H80ZM121 131H122V132H121ZM149 131H150V130H149ZM156 131H157V132H156ZM191 131H192L193 133H190ZM194 131H195V132H194ZM77 132H78V133H77ZM124 132H125V134H124ZM126 132H128V134H127ZM131 132H132V131H131ZM206 132H208V130H206ZM220 132H221V131H220ZM69 133H71L72 135H73V134H74V135L77 134L79 137H77L76 135H75L76 137L73 135L74 138H73L72 136L70 137L71 134L69 135ZM113 133H114V134H113ZM119 133H120V134H119ZM122 133H123V134H122ZM172 133H169L168 135H170V134H172ZM195 133H197V134H195ZM214 133H215V134H214ZM67 134H68V135H67ZM99 134H100V133H99ZM99 134H98V136H99ZM156 134H158V135H156ZM193 134H194V135H193ZM118 135H119V136H118ZM127 135H128V136H127ZM131 135H132V134H131ZM136 135H137V134H136ZM136 135H135V136H136ZM186 135H187V136H186ZM190 135H191V137H190ZM197 135H198V137H197ZM205 135H206V133H205ZM86 136H88V138H90L91 140H90V139H87ZM135 136H134V138H135ZM144 136H145V135H144ZM153 136H154V137H153ZM156 136H157V137H156ZM175 136H176V137H175ZM194 136H195L196 141H195V139H194ZM203 136H204V134H203ZM67 137H69L70 140H69V138H67ZM129 137H128V138H129ZM145 137H146V136H145ZM155 137L158 139V141H157V139H154ZM181 137H182V138H181ZM196 137H197V138H196ZM63 138H64V139H63ZM75 138H76V139L78 138L77 140H80L79 143H78V141H77ZM96 138H97V139H96ZM116 138H118V140H121V142L124 141V142H123L124 144H123V145H121V144H117V145H116V144H113L114 142H113V143H112V142H111V143H108V141H110V140L114 141ZM120 138H121V139H120ZM136 138H140V139H141V137H136ZM174 138H175V140H174ZM176 138H179V139H177V140L180 141V142H181V141H184V142L186 141V142H185V143H184V142H181V143L183 144V146L178 142V143H176V144L179 145V146H178L177 148H174V147H176V144H175ZM184 138H185L186 140H183ZM215 138H216V139H215ZM65 139H66V140H69V142L66 141ZM72 139H73L74 141H75V140L77 141V142L75 141L76 144H74L75 142H73ZM81 139H82V141H81ZM99 139H100L101 141H100ZM132 139H133V138H132ZM142 139H143V138H142ZM166 139H167V141H166ZM181 139H182V140H181ZM190 139H192L194 142H193V141H190V144H189V140H190ZM210 139H211V138H210ZM71 140H72V141H71ZM85 140H89L90 142H89V141H85ZM97 140H99L100 143H99V141H97ZM136 140H138V139H136ZM144 140H145V139H144ZM154 140L157 141V142H156L154 145H151V144H153V142H155ZM169 140H170V141H169ZM104 141H105V142H104ZM149 141H151V142H149ZM165 141H166V142H165ZM172 141H173V142H172ZM200 141L202 142V144H200V143H201ZM212 141H211V142H212ZM62 142H63V143H62ZM64 142H66V143L68 142V143L66 144V143H64ZM82 142H83V143H82ZM85 142H87V144H86ZM91 142H92V143H93V142H94V143H97V144H93V145H96L97 149H96L95 146H93V145L91 144ZM103 142H104V143H103ZM137 142H138V143H139V142L141 143L142 141L138 140ZM137 142H136V143H137ZM148 142H149V143H148ZM187 142H188V143H187ZM191 142H192V143H191ZM60 143H61L62 145H61ZM71 143H73V144H71ZM77 143H78L79 145H78ZM88 143H89V145H88ZM116 143H117V142H116ZM136 143H135V144H136ZM173 143H174V144H173ZM63 144H64V145H63ZM68 144H69V145H68ZM85 144L88 146L89 149L92 147V149H90V155H91V156H89V151H88V150H87V152H85L86 150L83 149L84 147H86ZM98 144H99V145H98ZM126 144H127V142H126ZM162 144L165 145V146H163ZM188 144H189V145H188ZM203 144H204V145H203ZM205 144H206V145H205ZM65 145H67V147L69 146V147H68V150H66L67 147H66ZM77 145H78L77 148H78L79 150L76 148ZM84 145H85V146H84ZM97 145H98V146H97ZM114 145L116 146L115 148H117L118 150L115 149V148H113ZM138 145H139V144H138ZM140 145H141V144H140ZM150 145H151V146H150ZM186 145H187V146H186ZM196 145H197V146H196ZM201 145H202V146H201ZM72 146L74 147V149H77L78 151H77V150L75 151L73 148H70V147H72ZM79 146H80V147H79ZM89 146H91V147H89ZM101 146H102V147H101ZM127 146H128V145H127ZM144 146H145V143H144ZM152 146H153L154 148H152ZM161 146H162V147H161ZM200 146H201V147H200ZM62 147H63V150H64V151L62 150ZM139 147L142 148V146H139ZM145 147H146V146H145ZM185 147L182 148L183 150L180 148V149H181V150H180V153L182 152L181 154H183V151H185V149H187V148H185ZM94 148H95V149H94ZM100 148H101V149H100ZM127 148H128V149H127ZM141 148H140V149H141ZM192 148H191V149H192ZM86 149H87V148H86ZM99 149H100L101 154L98 152ZM114 149H115V151H116V150H117V151L113 153L112 151H114ZM196 149H195V150H196ZM61 150H62V151H61ZM81 150H82V151H81ZM91 150L94 151V153H93V151H92L93 154L91 153ZM143 150H144V149H143ZM80 151H81L82 153H81ZM83 151H84V152H83ZM108 151H109V152H108ZM120 151H121V152H120ZM134 151H135V152H134ZM141 151H142V150H141ZM215 151H217V152H215ZM74 152H78V153L75 154ZM119 152H120V153H119ZM148 152H150V157H151V155H152L153 158H154V157L156 158V161L159 160L160 162H161V160H162V161L165 160L164 162H166L167 157H168L169 155H172V156H169L168 161H167L166 163H164V164H166L165 167H164V165H160V164H159V165L161 166V167H159L160 169H156V168H158V166H159L158 163H160V162L158 161V163H157V162L155 161V158H154V161H150V162L148 161L149 163H148V162H145L146 160H148V158H150V157H147V156H148ZM195 152H196V151H195ZM205 152H206V151H205ZM79 153H81V154L79 155ZM85 153H86V155H85ZM96 153H97V155L100 154V156H97ZM105 153H106V154H105ZM107 153L109 154L108 157L106 156ZM112 153H113V154H112ZM135 153H136V154H135ZM151 153H153V154H151ZM160 153H161V155H160ZM202 153H203V152H202ZM77 154H78V155H77ZM82 154H84V155H82ZM103 154H104V155H103ZM111 154H112V157L110 156ZM114 154L118 157V158H116V160H115V155H114ZM117 154H119L120 157H119ZM137 154H138L140 157L137 156V157H138V158H137V157H136ZM164 154H165V155H164ZM181 154H179V151H178L177 155H178V156H179V155L181 156ZM188 154H189V153H188ZM195 154H196V153H195ZM220 154H221V153H220ZM67 155H68V156H67ZM72 155H74V156L72 157ZM93 155H94V156H93ZM131 155H133V156L135 155V156H134L135 158L133 159V158L131 157ZM153 155H154V156H153ZM166 155H168V156L166 157ZM69 156H70V157H69ZM78 156H79V158L77 159L76 157H78ZM84 156H85V157L87 156L88 159L92 157L91 160L89 159L90 162H88L89 160H86L87 157H86V159H85ZM95 156H96L97 158H98V157L100 158L99 161H97V160L95 161V159H97ZM101 156L104 157V158H103L104 160H106V157L109 158V159L111 158V159H110L111 161H110V160L108 161V159H107V161L109 162V164H107V163H106V164H103V163L101 164V162L103 161V159H102ZM105 156H106V157H105ZM113 156H114V157H113ZM128 156H129V157H128ZM143 156H142V157H143ZM164 156H165V157H164ZM180 156H179V157H180ZM185 156H187V155H185ZM81 157H83L84 159H82ZM152 157H151V158H152ZM158 157H159L161 160H160ZM161 157H162V158H161ZM163 157H164V158H163ZM182 157H183V156H182ZM193 157H194V156H193ZM195 157H196V156H195ZM212 157H213V156H212ZM219 157H220V156H219ZM94 158H95V159H94ZM113 158H114V159H113ZM129 158H130V160H129ZM146 158H147V159H146ZM153 158H152V160H153ZM157 158H158V159H157ZM183 158H184V157H183ZM198 158H199V157H198ZM206 158H207V157H206ZM93 159H94L93 163H94V162H95V163H99V164H95V163H94V164L96 165L95 167H94L93 163H91ZM101 159H102V161H100ZM139 159H140V160H139ZM76 160H75V161H76ZM82 160H83V162H82ZM84 160L86 161V164H85V161H84ZM112 160H113V161H112ZM127 160H128V162H126ZM132 160H133V161L135 160L136 163H134ZM141 160H143V161H141ZM144 160H145V161H144ZM150 160H151V159H150ZM169 160H170V161H169ZM176 160H177V158H176ZM4 161H5V160H4ZM10 161H11V160H10ZM129 161H130V162H129ZM182 161H183V160H182ZM6 162H9V160H7ZM87 162H88V163H87ZM104 162H105V161H104ZM132 162L136 165L137 168L131 166V167H129V169H131V168H132V169H133V168H136L137 170H135V169H133V170H135V172H137V173L135 174V172H134V173L132 172V175H133V174H135V175L131 178V174H128V172H131L132 169H131V170L127 169L128 172L125 171V169L128 168L127 166L134 165V164H132ZM151 162H152V163H151ZM172 162H173V161H172ZM172 162H171V163H172ZM185 162H186V161H185ZM202 162H203V161H202ZM207 162H208V161H207ZM212 162H213V161H212ZM126 163H127L128 165H127ZM129 163H130V164H129ZM142 163H143V165H142ZM144 163H148V164H146V166H145ZM156 163H157V165H156ZM161 163H162V162H161ZM123 164H126V165H123ZM138 164H139V165H138ZM140 164H141L142 166H144V167H142ZM162 164H163V163H162ZM172 164H173V163H172ZM185 164H187V163H184V165H185ZM85 165H87V166H85ZM90 165H91V166L93 165V167L91 168ZM98 165H101V167H98ZM121 165H122V166H121ZM135 165H134V166H135ZM137 165H138V166H141V167H138ZM187 165L189 166V164H187ZM187 165H186V166H187ZM0 166H1V165H0ZM11 166H12V165H11ZM13 166H14V165H13ZM156 166H157V167H156ZM186 166H185V167H186ZM188 166H187V167H188ZM206 166H207V165H206ZM6 167H7V166H6ZM6 167H5V168H6ZM89 167H90V169H89ZM97 167H98V168H97ZM116 167H117V166H116ZM123 167H124V168H123ZM154 167H153V168H154ZM172 167H173V166H172ZM185 167H183V168H185ZM204 167H205V166H204ZM204 167H203V168H204ZM1 168H3V167H1ZM7 168H8V167H7ZM16 168H17V166H16ZM94 168H95V169H94ZM148 168H149V167H146V168L143 169V170H145V172L148 171L149 173H150L151 170L153 171V168H152V169H148ZM169 168H171V167H169ZM173 168H174V167H173ZM183 168H182V169H183ZM190 168H191V165H190ZM18 169H21V168L19 167ZM88 169H89V170H88ZM91 169H94V172H93V170H91ZM139 170H140V171H139ZM149 170H150V171H149ZM171 170H172V168H171ZM22 171H23V173H21V171H20L21 176H22V175L24 174V172H26L27 170H26V171H25V170H22ZM87 171H89V174H87ZM91 171H92V173H91ZM95 171H97V173H95ZM162 171H161V172H162ZM164 172H165V171H164ZM29 173H31V172H29ZM29 173H27V174H29ZM90 173H91V176H89V178H88V175H90ZM93 173H95V174H93ZM113 173H114V172H113ZM142 173H144V171H143ZM142 173H141V174H142ZM155 173H156V172H155ZM180 173H181V172H180ZM31 174H32V173H31ZM33 174H34V173H33ZM122 174H124L125 177H124ZM173 174H174V173H173ZM29 175H30V174H29ZM85 175H86V178H87L86 180H85ZM24 176H25V175H24ZM38 176H39V175H38ZM136 176H137V175H136ZM177 176H178V175H177ZM25 177H26V176H25ZM31 177L34 178L32 175H30L29 178H31ZM91 177H92V182L89 181V180L91 179ZM140 177H141V176H140ZM178 177H179V176H178ZM181 177H182V176H181ZM169 178H171V177H169ZM173 178H174V177H173ZM39 179H40V178H39ZM98 179H99V180H98ZM100 179H101V180H100ZM131 179H133L134 181H132ZM171 179H172V178H171ZM175 179H176V176H175ZM179 179H180V177H179ZM186 179H187V178H186ZM36 180H37V179H36ZM81 180H79V182H81ZM135 180H136V181H135ZM141 180H142V179H141ZM32 181H34V179H33ZM88 181H89V182H88ZM94 181H96V182H94ZM102 181H103V180H102ZM127 181H126V182H127ZM167 181H168V180H167ZM171 181H172V180H170L169 182H171ZM182 181H183V180H182ZM184 181H185V180H184ZM186 181H187V180H186ZM79 182H78V183H79ZM116 182H117V181H116ZM122 182H123V180L121 181V183H122ZM126 182H125V183H126ZM139 182H140V181H139ZM161 182H162V181H161ZM179 182H180V181H179ZM41 183H42V182H41ZM83 183H82V184L80 183V184H81V188H80V189H82V190H83V188L85 189L86 186H87V185H84ZM92 183L95 184V186H94ZM123 183H124V182H123ZM164 183H165V181H164ZM166 183H168V182H166ZM172 183H173V182H172ZM91 184H92V185H91ZM114 184H115V183H114ZM114 184H113V185H114ZM168 184H169V183H168ZM170 184H171V183H170ZM173 184H174V183H173ZM0 185H2V184H0ZM76 185H77V182L75 183L74 186L71 185L72 187H70V188H75V189H76V188H77ZM82 185H84V187H83ZM153 185H154V184H153ZM162 185H163V182H162ZM165 185H167V184H165ZM62 186H63V185H62ZM77 186H78V185H77ZM90 186L88 185V187H90ZM96 186H98V187H96ZM169 186H170V185H169ZM82 187H83V188H82ZM161 187H162V186H161ZM166 187H168V186H165V187H163V188L165 189ZM44 188H45V187H44ZM168 188H170V187H168ZM17 189H18V188H17ZM17 189H15V190H17ZM47 189H48V188H47ZM53 189L55 190V187H54ZM75 189H74V190H75ZM74 190L72 189V192H73V193L75 192ZM88 190H89V188H88ZM93 190H94V189H93ZM166 190H167V189H166ZM83 191H84V190H83ZM149 191H150V190H149ZM76 192H77V190H76ZM76 192H75V196H74V197H75L76 199H78V197L82 194V192L79 191V193H77V195H76ZM106 192H107V191H106ZM144 193H145V192H144ZM70 195H72V193H70ZM78 195H79V196H78ZM120 195H121V192H120ZM167 195H168V193H167ZM180 195H181V193H180ZM86 196H87V194H86ZM86 196L83 197V198H82V196H80V199H81V198L84 199V198H86ZM71 197H72V198H71ZM89 197H90V196H89ZM45 198H46V197H45ZM70 198L73 199V196H70ZM75 198H74V199H75ZM0 199H1V198H0ZM80 199L77 200V201L80 202ZM1 201H3V199H2ZM1 201H0V202H1ZM49 201H50V200H49ZM75 201H76V200H75ZM75 201H74V202L72 201V202L74 203V204L72 203L73 206H76L77 203H78V202L75 203ZM83 201H84V200H83ZM110 201H111V200H110ZM149 201H150V200H149ZM70 202H71V201H70ZM91 202H92V201H91ZM95 202H96V201H95ZM103 202H104V200H103ZM1 203H2V202H1ZM3 203H4V202H3ZM31 203H32V201H31ZM48 203H49V202H48ZM75 204H76V205H75ZM130 204H131V203H130ZM149 204H150V203H149ZM161 204H162V203H161ZM67 205H69V204H67ZM83 205H84V204H83ZM107 205H108V204H107ZM132 205H133V203H132ZM158 205H159V204H158ZM163 205H166V204H163ZM25 206H26V205H25ZM35 206H36V205H35ZM37 206H38V205H37ZM50 206H52V205H50ZM53 206H54V205H53ZM55 206H56V205H55ZM58 206H59V205H58ZM109 206H110V205H109ZM66 207H67V206H66ZM72 209H73V208H72ZM74 209H75V208H74ZM46 210H47V209H46ZM46 210H45V213L48 214V211H46ZM48 210H49V209H48ZM57 210H58V209H57ZM61 210H62V209H61ZM61 210H60V211H61ZM64 210H65V209H64ZM66 210H67V208H66ZM60 211L58 210L57 212H60ZM50 212H51V211L49 210V213H50ZM53 213H54V212H53ZM53 213H52V215H51V218L48 217V219L50 218V220H51V219L53 218V217H52V216H53ZM60 213H61V212H60ZM145 213H146V212H145ZM57 214H58V213H57ZM57 214H56V216H57ZM140 214H142V213H140ZM150 214H151V213H150ZM48 215H50V214H48ZM54 215H55V214H54ZM66 215H67V214H66ZM40 216L43 217L42 215H40ZM138 216H139V214H138ZM138 216L136 215V218H138ZM41 217H40V218H41ZM46 217H47V216H46ZM57 217L59 218V216H57ZM60 217L62 218L63 215H61ZM40 218L38 217V219H40ZM54 218H55V217H54ZM63 218H64V217H63ZM145 218H146V217H145ZM35 219H36V218H35ZM65 219L67 220V217H66ZM69 219H71V218H69ZM69 219H68V220H69ZM133 219H135V218L133 217ZM133 219L130 218V221H129L130 224H131V220H132V222H133ZM53 220H54V219H52V221H53ZM56 220H57V218L55 219V222H56L55 225H58V223H57ZM147 220H148V219H147ZM147 220H146V222H147ZM27 221H28V220H27ZM41 221H42V219H41ZM41 221H40V223H41ZM59 221H61L60 218H59ZM59 221H58V222H59ZM138 221H139V220H138ZM33 222L35 223V221H33ZM37 222H38V221H37ZM47 222H48V221H47ZM53 222H54V221H53ZM68 222H69V221H68ZM127 222H128V221H127ZM51 223H52V222H51ZM59 223H60V222H59ZM64 223L66 224V222H64ZM64 223L61 221V224H60V225H62V224H64ZM140 223L144 226V223H142V217H141V221H140ZM31 224H32V222H31ZM31 224L29 225L30 227H31ZM37 224H38V223H37ZM49 224H50V223H48L47 226H48ZM39 225H40V224H39ZM52 225L54 226V223H52ZM60 225H58V226H56V227H59L60 229H58V228H57V229L61 231V229H62L64 226L62 225L63 227L61 226V227H62V228H61ZM126 225H127V224H126ZM133 225H134V224H133ZM136 225H137V223H136ZM142 225H141V226H142ZM146 225H147V224H146ZM29 226H28V228H29ZM124 226H125V225H124ZM128 226H130L129 223H128ZM128 226H127V227H128ZM38 227H39V226H38ZM40 227H41V226H40ZM49 227H51V226H48L47 228H49ZM54 227H55V226H54ZM54 227H52V229L49 228V230H50V231L52 230V232L55 231V232H54V236H55V235H56V236H59V234H60L61 232H60V231H59V233L56 232V227H55V229H54ZM69 227H70V226H68V228H69ZM72 227H73V226H72ZM134 227H135V226H134ZM68 228L66 227V229H68ZM129 228H130V227H129ZM132 228H133V226H132ZM132 228H130L128 234L130 233V231L132 230ZM139 228H140V227H139ZM30 229H31V228H29V230H30ZM64 229H65V228H64ZM66 229H65V230H66ZM71 229L73 230V228H71ZM121 229H122V231H123V227H122ZM125 229H126V228H125ZM39 230H41V229L39 228L38 231H39ZM46 230H47V229H46ZM58 230H57V231H58ZM69 230H70V229H69ZM72 230H71L70 232H74V231H72ZM133 230H134V229H133ZM141 230H142V227H141ZM144 230H145V228H144ZM144 230H143V231H144ZM34 231H35V230H34ZM36 231H37V227H36ZM38 231H37V232H38ZM44 231H45V229H44ZM44 231L42 230V232H43L44 235H45V234H46V231H45V232H44ZM125 231H127V229H126ZM125 231H124V233H125ZM138 231H139V230L137 229L136 231H134V233H135V232H138ZM37 232H36L34 235H36ZM48 232H49V231L47 230V236L49 235V237H50L52 232H49V233H48ZM62 232H63V233H61L60 235H61V239H62V241H63V239H64V236H63V235L66 236V234H64V230H63ZM119 232L122 234L121 230H120ZM132 232H133V231H132ZM139 232H140V231H139ZM33 233H34V232H33ZM67 233H68V232H67ZM76 233H77V229H76V231L74 232V235H75ZM38 234L41 236L42 233L40 234V231H39ZM38 234H37V236H38ZM69 234H70V233H69ZM117 234H118V233H117ZM125 234H127V232H126ZM149 234H151V233H149ZM29 235H30V234H29ZM29 235H27V236L29 237ZM34 235H33V236H34ZM77 235H78V234H76V236H75L76 238H77ZM82 235L84 236V233H81V236H82ZM131 235H132V234H131ZM135 235H136V234H135ZM30 236H31V235H30ZM54 236H53V237H54ZM70 236H71V235H70ZM79 236H80V235H79ZM79 236H78V240H79ZM85 236H86V235H85ZM118 236H119V235H118ZM132 236H133V235H132ZM137 236H138V235H137ZM28 237H26V238L28 239ZM38 237H39V236H38ZM45 237H46V235H45ZM67 237H68V234H67ZM73 237H74V236H73ZM73 237H69L67 240H70V238H73ZM75 237H74V239L72 240L73 243L70 244V242L68 241V242H69V246H70L69 249H71V245H72V249H75V248H74V247H75V245H74V243H75V242H74ZM126 237H127V236H126ZM129 237H130V236H129ZM39 238H40V237H39ZM51 238H52V236H51ZM55 238H56V237H55ZM55 238H54V239H55ZM59 238H60V237L57 238V241H56V239L54 240V239L52 238V239H53V242H52V243H51V242L48 243V241H46V242L48 243V244L46 243L47 245H46V247H44V250L48 248L47 251H46V256H47V252H48V251H49V254L52 253L51 251H54V253H55L56 250H52V248H54L53 246H55V244L58 242V239H59ZM65 238H66V237H65ZM80 238H81V237H80ZM88 238H89V237H88ZM97 238H98V237H97ZM123 238H124V237H123ZM131 238H132V237H131ZM30 239H31V238H30ZM46 239H48V238L46 237ZM61 239H60V241H61ZM83 239H86V238H83ZM121 239H122V238H121ZM124 239H125V238H124ZM31 240H32V239H31ZM34 240H35V239L33 238V241H34ZM96 240H97V239H96ZM125 240H127V239H125ZM128 240H129V239H128ZM35 241H36V240H35ZM44 241H45V240H44ZM49 241H50V239H49ZM51 241H52V240H51ZM64 241H65V240H64ZM64 241H63V243H62V244H63L62 248H64V245L66 244V242L64 243ZM72 241H71V242H72ZM129 241H130V240H129ZM132 241H133V238H132ZM132 241H131V243H132ZM24 242H27V241L25 240ZM28 242H29V239H28ZM37 242H38V241H37ZM55 242H56V243H55ZM34 243H35V242H34ZM39 243H40V242H39ZM59 243H60V242H59ZM82 243H83V242H82ZM126 243H127V241H126ZM21 244H23L22 241H21ZM36 244H37V243H36ZM60 244H61V243H60ZM97 244H98V243H97ZM127 244H129V243H127ZM11 245H12V244H9L8 246H11ZM17 245H18V244H17ZM28 245H29V244H27V246H28ZM49 245H50L51 248H50V247H47V246H49ZM51 245H52V246H51ZM66 245H67V244H66ZM66 245H65V251H66V253H67V250H66L67 246H66ZM77 245H78V244H77ZM77 245H76V246H77ZM6 246H7V245H6ZM8 246H7V247H8ZM14 246H15V245H14ZM21 246H22V245H21ZM37 246H39V245H37ZM40 246L42 247L43 245L40 243ZM44 246H45V245H44ZM60 246H61V245H60ZM73 246H74V247H73ZM78 246H79V245H78ZM89 246H90V244H89ZM2 247H3V246H2ZM2 247H1V248H2ZM18 247H19V246H18ZM25 247H26V246H24V248H25ZM30 247H31V244H30ZM35 247H36V246H35ZM3 248H4V247H3ZM12 248H13V246H12ZM26 248H27V247H26ZM33 248H34V247H33ZM36 248H37V247H36ZM42 248H43V247H42ZM59 248H61V247H58V250H57V251H58L57 253H59L58 256H60V252L63 250L62 248H61L62 250H59ZM88 248H89V247H88ZM88 248H86V249H88ZM96 248H97V247H95V249H96ZM99 248H100V246H99ZM5 249H6V247H5ZM15 249H16V247H15ZM49 249H50V250H49ZM54 249H57V246H56ZM69 249H68V251H70ZM72 249H71V252L74 251V250H72ZM78 249H80V247H79ZM86 249H85V250H86ZM2 250H3V249L0 250V254H1V251H2ZM7 250H9V249L7 248ZM28 250H30V249H28ZM28 250H27V251H28ZM44 250H42V252H44ZM9 251H11V248H10ZM13 251H14V250H12V252H13ZM18 251H19V248H18ZM59 251H60V252H59ZM77 251H78V250H77ZM83 251H84V249H83ZM100 251H101V250H100ZM3 252H6V251L3 250ZM33 252H34V251H33ZM37 252L40 254L39 251H37ZM42 252H41V253H42ZM71 252H68L67 256H68L69 253H70V255L68 256V258H70V256H73V255H74V253L71 254ZM86 252H87V251H86ZM86 252H85V255L87 254ZM6 253H7V252H6ZM10 253H11V252H10ZM13 253H14V252H13ZM19 253H20V252H19ZM38 253H37V254H38ZM57 253H55V254L57 255ZM62 253H64V250L62 251ZM62 253H61V255H62ZM98 253H99V252H98ZM101 253H102V252H101ZM39 254H38V256H39ZM49 254H48V255H49ZM75 254H77V253L75 252ZM102 254H103V253H102ZM3 255H4V253H3ZM7 255H8V254H7ZM44 255H45V254H44ZM81 255H82V257H84L82 253L80 254L79 257H81ZM51 256H52V255H51ZM53 256H54V254H53ZM62 256H63V255H62ZM74 256H75V259H76V255H74ZM74 256H73V258H72L71 261L67 260V258H66V261H68V264H69V262H70V264H71V262H72V264H74V263L77 264V262L80 264V262H79V257H78V260H77L76 262L73 263ZM110 256H111V255H110ZM0 257H1V256H0ZM8 257H9V256H8ZM12 257H13V255H12ZM22 257H23V256H22ZM22 257H21V255H20V259H19V261L22 260V259H21ZM49 257H50V256H49ZM23 258H24V257H23ZM46 258H48V256H47ZM54 258H55V256H54ZM86 258H88V257H86ZM89 258H90V257H89ZM97 258H99V257L97 256ZM16 259H17V258H16ZM48 259H49L48 261H52V259H51V260H50V258H48ZM57 259H58V258H57ZM105 259H106V258H105ZM107 259H108V258H107ZM17 260H18V259H17ZM80 260H81V259H80ZM98 260H99V259H98ZM100 260H101V259H100ZM6 261H7V260H6ZM14 261H15V260H14ZM59 261H60V259H59ZM64 261H65V257H64ZM96 261H97V260H96ZM102 261H103V260H102ZM2 262H3V261H2ZM2 262H0V263H2ZM4 262H5V260H4ZM4 262H3V263H4ZM12 262H13V260H12ZM16 262L18 263V261H16ZM60 262H61V261H60ZM81 262L84 263V261H81ZM97 262H98V261H97ZM100 262H101V261H100ZM106 262H107V260H106ZM33 263H34V262H33ZM65 263H66V262H65ZM101 263H102V262H101ZM5 264H8V261H7V263L5 262ZM9 264H10V261H9ZM11 264H12V263H11ZM62 264H63V263H62ZM95 264H99V263H95ZM103 264H104V261H103ZM106 264H109V262L106 263ZM111 264H112V263H111Z\"/></svg>",
	"mask_w": 264,
	"mask_h": 264
}]
</instances>
